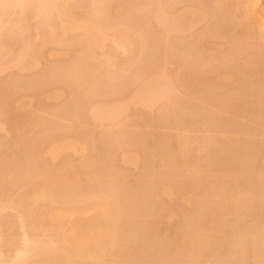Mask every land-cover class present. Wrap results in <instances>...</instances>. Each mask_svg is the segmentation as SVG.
<instances>
[{
  "label": "rangeland",
  "instance_id": "1",
  "mask_svg": "<svg viewBox=\"0 0 264 264\" xmlns=\"http://www.w3.org/2000/svg\"><path fill=\"white\" fill-rule=\"evenodd\" d=\"M59 1L60 2H58V4L61 2L63 3V4L61 3L62 5L60 4V6H63V7L66 6L64 9V11L65 10L66 11L64 13H66L65 14L66 16H67V14H69L67 16L69 19L66 18V16H63L61 18H55L57 20V22L55 20H51V19L46 21V22L49 23L52 21V23H53V21H54L56 23H53V25L58 24L54 28H59V29L61 28L62 29V32H61L59 37L64 38L63 39L64 41H65V39L68 40V42H64L62 40L61 41L59 40L60 42H62V44L64 42L63 45L59 41H58L59 42L58 43L56 40H54L56 43V45H55V43H53L51 41L52 39L50 40L49 38L43 37L44 41L47 42V43H45L42 40V36L44 35L43 34L44 29L43 28H45V23H43L44 20L42 21V19H40V18H33V17L31 18V16H30V18H28L27 16H24V17L22 16L23 18L19 17L22 14L19 6H17L19 8L14 7L11 10L6 11V14H8V15H7V17H5V19H6L5 21L6 22L8 21L9 23L5 22L3 26L6 25L5 26L6 28L9 26H12V25H14V23H11V22L17 23L18 22L17 19L21 18V20L23 21V23H22V21H20V19H19V21L21 22L20 24L22 26V27L19 26V30H21V31H19L18 28L16 30V29H14V27H11V29L12 28L14 29V32L16 30L17 32H19V33L21 32V33L20 34L14 33L10 29V27L7 28V31H9V32H7L5 29L4 30L1 29L3 26L0 25V32L2 33V34L0 33V36H1L0 37V39H1L0 40V43H1L0 44V53H2V54H0V204H1L0 205V227H1L0 228V230H1L0 231L1 232L0 237L3 236V238H0L2 240V241H0V245H1L0 246V255H2V253L4 254V256L2 255L0 257L2 258L4 264L5 263L9 264V262L11 263V259L13 258V256H15L14 253L16 250L21 251L24 249L23 240H22L24 230L22 232V230L20 229L22 227V223H21L22 218L20 217L19 212H15V211H19V209H16L15 205L11 206V204L13 203L12 201H14V204H15L16 200L20 201V199L23 197L22 200L24 202H31L33 200V198L31 196L36 193L35 190H37L38 187L40 186L37 191H39L41 189V191L44 190V192H45L47 190V192H48L50 189L48 190V189H42V188H44L46 186L45 185L46 183H48V182L52 183V181L55 184L58 183L57 186L60 185V187H62L63 190H65V183L68 182V180L65 182V178L67 179V175H68V178H70V177L73 178V179H69L70 182H68V183H69V185L71 183H72L71 185H73L75 183L74 184L75 186L74 185L73 186L76 187L74 189L77 190V193L79 196V197H77L78 199H76V200H79V202L81 201V198H82V201H83V199L85 200L86 199L85 197H87L86 194L88 195V193H90V191L92 193V194L90 193V195H95L94 193H97V192L102 191V190L105 191V188L109 187V184L110 185H113V184L117 185L118 188L117 187L116 188L119 190L122 189L120 191H118L116 189L119 196L121 195L122 192H125V194H127V192H128L129 194H127L126 199L130 200L127 202H130L132 205H134V202H136L135 200H138L137 204L135 203V205H134V207L138 205L135 210H133L134 207H132V208L129 207L130 205L126 203V199L123 200V201H125L126 204L123 201H121L122 202L121 204H123V205L125 204L124 209L121 212H124V210L127 209V207H129L133 211L130 213L131 216H128V215H130L129 212L131 211L128 208L127 209V210H129L128 214H127L126 210H125L126 212H124L125 215L127 214L126 215L127 217H125L126 219L123 220V218H124L123 216L119 219L118 225L121 224V221L123 223L121 224V227L117 225L116 232H115L117 237H120V238H118V239H120V242L117 241V244L115 245L117 251H113V249H115V247L111 248L110 250H112V251H107L108 253L106 252L107 255H105L106 257L108 256V258H106V259L104 258L105 261H104V259H102V261H98L97 264H99V263L100 264H134V263L135 264H139V263L140 264H157L158 263L157 261H159L158 264H161V263H163V264H170V263L171 264H181V263L182 264H189V263H191V261L193 262V260H192L193 258L194 259L198 258L199 261L201 260L200 261L201 264H205V263L206 264H212L211 263L212 261L215 262V264H221V262H222V264L223 263L229 264L228 261L230 259L232 260V261L230 260L231 263H233V260H234V262L235 261L236 262H239V261L243 262V260H244L243 264H264V260H263L264 258H262V257H264V250H263L264 249V242L259 244V242L256 241L257 240L256 237H258V234L260 233V232L258 233V230L256 231V229L258 228L257 226L260 227L261 232H264L263 231L264 221H262V220H264V215H263L264 214L263 213L264 202L261 201V200L264 201V198L261 199L264 196V189L261 190L263 192V194L261 193V194H257V196L255 195L257 192H259V190L261 188H263L262 184H264L263 183L264 180L262 181V183H260L261 180L264 179V169H261L262 167L264 168V163L262 166H259L262 164V162H264V156H263V154H264V106H263L264 100L262 101V99H264V98H259V97H263L262 95H264V75H263L264 71H263L262 66H260V65H262V63H259L256 59L257 54H258L257 53L258 49L256 48L257 45L255 44V39H254L253 35L248 36V35H250L249 34L250 31L247 28H245V26H247L246 25L247 22L245 23V25L240 24V25H242V28H241V26L237 25V24H239L237 22L232 23V21H231L232 24L229 23L230 22L229 18H228L230 16L229 15L230 14L229 7H230V4L233 3V0H227V2L224 1L225 2L224 6L221 7V9L224 12L222 10H220V12L223 14L216 11L217 16H216V14H214L211 17L212 21H210L208 19L204 20L202 22H199L198 24L196 23L193 26H191L192 29L190 27L189 29H187L188 31H186V33L184 32L181 35L172 33V34H169V37L163 33L162 27L156 21L155 17H153V14H154L153 11L156 9V7L161 8L162 10H165V11L167 10L166 11L167 13L175 15L178 11L183 9V7H188V5L191 7L193 2H194L193 5L198 4L199 6L202 5L204 7L206 6L205 8H208V7L210 8V6L213 3L212 1H214V0H209V1L208 0H199V1L198 0H171L172 2L171 1L169 2V0H167L171 4L170 7L168 6L169 4H165L167 2L166 0H164L165 2L162 0H159L160 2L163 3V4L161 3L162 6H160V7H159L160 2L158 3V0H147V1L144 0V2L152 4V5L148 4L149 5L148 7L151 6L150 9L155 8V9L151 10L152 12L149 13L148 17H146V15H147L146 10L143 9L144 10L143 11L141 9V8H144L145 5L143 7H141V3L143 1H140V0H131V1L130 0H123V1L122 0H104L105 2H103V3L101 0H98L100 3V4H98V6L100 5L99 7L98 6L94 7V6H92V4L89 5L92 2L91 0L90 1L89 0H66V2H68V5H67V3H66V5L64 4L65 0H62V1L59 0ZM88 1H89V3H88ZM136 1H137V3H136ZM196 1H198V3H196ZM86 2H87V5H86ZM199 2H200V4H199ZM154 3H155V6H154ZM80 4H81V6H80ZM117 4H119V5H117ZM130 4H131V6H130ZM139 4H140V7L138 6L139 10H142V12L144 13L143 15H145V17L147 19L144 18V16H142V13L139 16V14H137V15L134 14V13H136L134 10H133L134 13L130 12L132 9H135V7ZM156 4H158V5L156 6ZM208 4H209V6H208ZM225 4H227V5L225 6ZM102 5H103V8H102ZM122 6H124V7H122ZM133 6H135V7H133ZM29 7L30 6L27 7L28 10L30 9ZM67 7H69V8H67ZM116 7H118V8H116ZM127 7H129V9ZM166 7H167V9H166ZM90 8H92L91 9L92 11L94 8H97V10L101 9L100 11H102V9H103L102 13H103V15L106 14L105 15L106 17L105 18L103 17L104 19L101 18L102 19L101 21L106 20V22L104 21L106 23L105 25H107L110 22L109 26L110 25L112 26V24H114L115 27H118V24L122 25L123 24L122 22L125 21L124 24L126 23V25L123 24V26H127V23H129L128 17H130L129 18L130 24L131 23L134 24L136 21L134 18H136V19L138 18L137 23H139L141 25L140 27H142L143 25L148 26V28L151 27L150 28L152 30V31H150L151 35L149 33L150 29L149 30L147 29L148 33L150 35L149 36V38H150V44L149 45H151V48L149 46V50H150L151 54H150V52L147 51L145 58L142 60L143 61L142 64L139 65L138 74L136 75L135 78L125 77V79L126 78L127 79L126 80H124V79L120 80L118 82L119 84L118 83L116 84L117 87L116 86L112 87V88H114L113 92H112L113 89L111 87H110V90H109V87H108V89L106 88V90H107L106 91L105 87H104L106 85L105 80L103 78H101L100 76H98V73L102 72L103 69L105 70L106 68H109V67H107L106 64L102 65L101 63H99V61L102 60V62H107L108 65H109V62H114V63L116 62L117 65L115 64L116 65L115 69L120 66L119 68L116 69L117 71H115V72H118V71L123 70L124 68H127L126 64L133 62L134 59H132L131 57L134 58V56L132 54L124 53L123 50H121V48L118 47L114 43V41L116 39L115 37H117V34H118V36L121 35V37H123L125 40L127 39V41H128L129 37L126 34H128L129 32L127 33L126 27L124 29V27L121 26L123 28V31L122 30L120 31V33H123L124 30L126 31L125 37H124V33L120 34V33H117V31L115 33L113 31H112V33H109V32H111L113 26H112V28H110L111 30L109 32H107L108 34L105 32L106 28H104L105 31L103 30L104 32H102V33H103V35L105 33L106 36L102 35L100 45L96 48L93 47V49H92V50L95 49V51H93V55L95 56L94 61L96 63H98L97 66H93V74L92 75L95 76V73H96L97 76H95V79H94V81H92V83L93 84L95 83V85L99 87L97 90L98 94H96V96L91 98L90 100L83 101L81 103L82 99L79 96L80 94L78 93V91L76 93L77 89H72L73 88L72 86L62 84V82L50 80L47 77H48V71L49 70H55L58 68L57 64H59V66L61 65L64 68H66V66H67V64H69V62L71 64L74 62L76 63L78 60L77 58L81 57V54H80L82 51L81 45L75 46V44H77V43L73 44L72 40L70 41L69 39H74L75 42H78L79 41L78 39L81 38V43L85 42L84 39L85 40L86 39L91 40V39H88L90 37H86V36H89V35H87V33L91 29V21H89V20H92V17H91V19H88L90 17V11H91V10H89ZM138 8L136 7L137 10L135 9L137 12L139 11ZM224 8H226V9H224ZM19 9H20V11H19ZM67 9H69V13L67 12L68 11ZM85 9H87V11ZM117 9L119 10V12ZM88 10H89V16H88ZM116 10H117V12L115 13L114 11H116ZM149 10H147V11H149ZM12 11H13V13H12ZM225 11H227L226 13L228 15L225 13ZM145 12H146V14H145ZM173 12H175V13H173ZM122 13H124V14L122 15ZM128 13H130V15ZM139 13H140V11H139ZM151 13H152V15H151ZM218 13L221 14V17H220V14L218 15ZM224 14H225V16H224ZM17 15H18V18H17ZM124 15H125V17H124ZM8 17H9V19H8ZM86 17L88 20L86 19ZM116 17H117V19H116ZM139 17L143 20L145 19L148 23L146 21H144L145 23H143ZM106 18H109V19H106ZM52 19H54V18H52ZM148 19L149 20L151 19L150 20L151 22L148 21ZM216 19L218 22L216 21ZM113 20H115V21H113ZM121 20H123V21H121ZM131 20H132V22H131ZM70 21L73 23H71ZM87 21H89L90 24L87 25V23H86ZM107 21H109V22H107ZM117 21H118V23H116ZM214 21H216V23L218 25H220L221 22L224 23L223 25L222 24L220 25V27H222L220 29V31H221L220 34L221 33H222V35L224 34L223 36L222 35L217 36V35H219L218 34L219 33L218 32L219 26L216 25ZM227 21H229V22H227ZM10 23L12 25H10ZM130 24L128 26H130ZM50 25H51V23H50ZM53 25H51V26H53ZM59 25H61V26L59 27ZM109 26L107 27V30H109L108 29ZM211 27H212V29L214 28V30H213L214 32L216 30H217V32L214 33L212 31ZM118 28H120V27H118ZM208 28H209V30L211 29V32H213V35H216V36H213L214 38L211 37L212 35L211 36L209 35L211 32L206 34L209 31ZM115 29H114V31H115ZM143 29L145 30L146 27H144ZM10 30H11V33H10ZM22 30H23V32H22ZM116 30H118V32H119V29H116ZM247 30L249 31L248 33H247ZM2 31H5V34H4L5 36H3L4 32H2ZM65 32H68V33L66 34ZM6 33H8V34H6ZM13 33L15 34V37H14ZM197 33L199 36H200V34L201 35L205 34V36L203 37V39L201 37L198 38ZM243 33H246V34H243ZM7 35L10 37H8ZM67 35H69V36H67ZM81 35H84L85 37L81 36ZM208 35L210 37H208ZM245 35L248 36L247 38H248V41H251L250 43L247 41H244L246 38ZM12 37H14V38H12ZM223 37L224 38L226 37V38L224 39ZM239 37H240V39H239ZM2 38H3V40H2ZM46 39H49V40H46ZM82 39H83V41H82ZM177 39H179V40H177ZM234 39H235V42L233 41ZM252 39H254V41ZM39 40H41V41H39ZM186 40H187V42H186ZM25 41H27V42L25 43ZM69 41L73 45H71L69 43ZM41 42L43 43L42 44L43 47L41 46V49H38V48H40L39 43H41ZM229 42H230V44H229ZM236 42H238L237 46H236ZM241 42L247 43L249 47L248 48H247V46L245 47L246 53H244L245 51L243 52V54H245V55L242 54L239 58L240 60L239 59L235 60L234 55H235L236 51L238 50L236 48H239V47H241V45H243V44H241ZM57 43L60 45H58ZM67 43L70 44V46ZM190 43H191V45L193 43L194 44L192 46H190ZM196 43H197V45H195ZM34 44H35V46H34ZM78 44H80V43H78ZM181 44H182V46H180ZM249 44H252V45H249ZM5 45H6V47H5ZM185 46H187V47H185ZM250 46H252V47H250ZM28 47L33 49V51L31 52V55H30L32 57L29 56V58H27L26 60L24 59L22 61H19L18 60L19 53L21 52L22 49L28 48ZM180 47H181V49H179ZM183 47H185L186 49L185 48L182 49ZM190 47L191 48L195 47V49H193V48L191 49ZM197 48L199 49V51ZM36 49H37V51H36ZM151 49H153V50L151 51ZM175 50H176V52H175ZM181 50H182V53H180ZM231 50H232L234 55L231 53ZM185 51H187V52L184 53ZM191 51H193V52H191ZM195 51H198V52H196V55H195ZM201 51H202V54H201ZM35 52H37V53H35ZM188 52H190V53H188ZM229 52L231 53V55L233 57V58L231 57L232 59H230L231 55ZM251 52H253V54ZM103 53H105V54H103ZM97 54H99L100 56ZM111 54H112V56H111ZM182 54H185L184 56L185 57L187 56L189 61H187L188 59L186 60V58H183ZM189 54H190V58H189ZM101 55H103V56H101ZM105 55L107 57H105ZM148 55H149V57H148ZM176 55H177V57H176ZM180 55H181V58L185 59L186 61L183 60V62H182L181 58H179ZM201 55L204 57H202ZM210 55H211V57H210ZM219 55H223V56H219ZM171 56L173 59L171 58ZM243 56H245V57L243 58ZM252 56H253L254 60L253 59L250 60V58H252ZM174 57H176V59ZM192 57H193V60L199 59V60H196L197 64L200 63V65H199L200 67L199 66L198 67L200 70L204 69L203 71L201 70L199 72H203V73L205 72V75L203 73H199L198 70L196 72H198L199 74L197 73L195 75V69L192 68L194 66H192V67L188 66V65H191L193 63ZM214 57H215V59L217 57V59H221V60H216L217 65L215 67H213L214 69H211L210 67H208V69H206V67L208 66L207 63H209V61L211 59H213ZM254 57H256V58H254ZM178 58L180 59L181 62L179 61ZM202 58H203V60L204 59L206 60V58H207V60L209 59V61L208 62L203 61ZM190 60L192 63H190ZM223 60L224 61L228 60L227 62H230V61H233V62L231 64L228 63L227 65H225L226 61L224 64H222ZM246 60L249 62V64L247 63ZM28 61H33V62H31L32 65H30L31 63ZM200 61H202L203 64ZM255 61L258 62V63L256 62V65L260 64L257 66V68L254 65ZM27 62L29 63V65ZM188 62H189V64H188ZM205 62H206V67L203 68L202 66L205 64ZM218 62H221L222 66L219 65ZM252 62H253V64H252ZM7 64H8V66H7ZM71 64H69V65H71ZM185 64H188V65L185 66ZM197 64H195L196 65L195 68L198 69ZM234 64L235 65L238 64V65L235 66ZM193 65H194V63H193ZM251 65H253V66H251ZM71 66H73V64ZM63 67H61V68H63ZM94 67H95V69H94ZM216 67H218V68H216ZM113 69L114 68H112L111 71H113ZM209 69H211V70H209ZM97 71H98V73H97ZM258 71L261 73L258 74L259 73ZM153 72H154V74L160 73L163 76L164 75L166 76L168 74H169V76L171 75L170 76V77H172L171 85L174 88V91L169 92V90L167 89L165 92H163V94H165V97L162 98V100L159 98H150L148 100V102H149L148 104L150 106H144V104H135V106H134L131 103L128 105L127 109L120 110V114H119V116L115 122L110 121L108 117L112 114L114 109H116L118 106L122 105V103L123 104L128 103L131 94H133L134 92H141L143 90V88H142L143 83H145V81L148 80V79H146V76H147V78L151 77L152 75H154ZM210 72L211 73L214 72L215 75H214V73L211 74ZM200 74H201V76H200ZM216 74H218V76L220 75L221 80L218 79L219 77H217ZM221 75H223V76H221ZM229 75H231L229 78L225 77V76H229ZM195 76H196V78L199 77V78H197V79H199V81L196 80V82L194 83L193 80H195ZM214 76H216L217 78H215ZM223 77L225 79L224 81H222ZM89 78H90L89 81L93 80L92 79L93 77L89 76ZM131 79H133V80H131ZM124 81H125V83H122ZM35 82H37V83H35ZM99 83H100V85H99ZM213 83H214V85H213ZM103 88H104V90H102ZM256 88H258V89H256ZM104 91L106 92V95H105ZM259 91H261V93L263 92L262 95ZM207 96L208 97L215 96V98L213 97L211 99V98H208ZM78 97L81 100H79ZM253 97L254 98L256 97V99H258V100H261V102L260 101L259 102L262 103L261 104L262 109H261L260 103L256 102V99H254ZM216 98H217V100H216ZM207 99H210V100L208 101ZM123 100H124V102H123ZM125 100H127L128 102ZM204 100H207L208 102L207 101L205 102ZM216 101H219V106L216 105V104H218V102H216ZM250 101H252V102H250ZM107 102L109 103L108 105H106ZM208 103H210V104H208ZM177 104H178V108H177ZM164 105H165V107H164ZM103 106H106V107L108 106V107L105 108ZM211 106H216V108L219 109L220 111L217 110L216 108L213 109V107H211ZM80 107L82 109H80ZM191 107H192V109H191ZM210 108H211V110H210ZM221 108L223 109L222 111H221ZM162 109L164 111H162ZM177 110H178V112H177ZM196 111L197 112L200 111V113L199 112L197 113ZM209 111H210V113H209ZM212 111H214V112H212ZM102 113H103V115H102ZM167 113H169V114L166 115ZM201 113L202 114L204 113V114L202 115ZM208 113H209V116L207 115ZM73 115H75V116H73ZM101 115H102V117H101ZM188 115H190V116H188ZM205 115H206V117L202 118V116H205ZM212 115L214 116V118H212ZM75 117H77V118H75ZM179 117L181 119H179ZM193 117H195V118L197 117V119L200 120V124H201L202 119L205 120V121L202 120V122H204V124L206 122L205 127H207V128H202L203 123L201 125H196L198 120L193 118ZM200 118H202V119H200ZM208 118L209 119L212 118V122H209ZM177 119H179V121ZM262 119H263V121H262ZM189 120H190V122H188ZM257 120H259L258 126H257V124H258ZM177 121L178 122L182 121L183 124H181V125H183V126L185 123H187L189 125V129H187V124H185L186 128L183 126L182 127L180 126L181 129H179L178 127H179L180 123L178 124ZM207 121L209 124L207 123ZM192 123H194V126ZM255 123H257V124H255ZM198 124H199V121H198ZM204 124H203V126H204ZM208 125L209 126L212 125V127L210 126V128H209ZM190 126H193V127H190ZM195 126H197V127L194 128ZM200 127H201V129H200ZM238 127L241 130H239ZM243 129H246V132L244 134H247V135H244V136L242 134L240 135V132L243 133V131H244ZM108 130H110V131H108ZM250 130H252L251 131L252 134H250ZM197 131H199V133ZM200 131H201V133H200ZM238 131H240V132L238 133ZM108 132H111L112 134H114V136H112V134L110 133L111 134L110 138L113 137V140H111V139L109 140V138L107 137V136H110V134H108ZM236 132H237V134H236ZM248 134H249L250 138L248 137ZM126 135H127V137H125ZM255 135H257V136H255ZM115 136H116V138H115ZM181 136L183 138L186 137L187 139L190 138L189 140H191V141H192V139L196 140V138H198L200 140L205 138L203 140H206V138L209 137L207 139L212 138L211 141L213 144L210 142V145H212L211 147H210V145H206L207 148H205V147H203L204 146L203 145L202 146L203 148H197V146H198L196 144L197 141L196 142L193 141L191 144L192 145H193V143H195V144L193 145L192 148H189L191 150H187V152H186V153H189V155L187 154L188 155L187 156L186 153L185 154L182 153V155H183V157H182L180 148L177 145V138H176V137L182 138ZM201 136H202V138H201ZM242 138L243 139L249 138V140L247 139L248 142H246L247 140L246 139L242 140ZM122 139L123 140L125 139V140L123 141ZM235 139L238 141H236ZM203 140H201L202 143L204 142ZM74 141H77V142H74ZM241 141L243 144L242 149L240 147ZM101 142H102V144H101ZM163 142H164V144H163ZM201 142L200 141L198 142V143H200L199 144L200 146H201ZM214 142L215 143L217 142V143L214 144ZM229 142H231V143L229 144ZM55 143L56 144L61 143L62 145L76 144L77 143V148H75L74 150H71L69 148H64V150L62 151V155H59L60 157L57 156L58 158L57 157L53 158V157H51L50 152L52 151L53 145ZM103 143H104V145H103ZM110 143L112 146L110 145ZM117 143H119L121 145H119ZM78 144H80V145H78ZM105 145H106V147H105ZM144 145H145V147H144ZM26 146L29 149H27ZM97 146H99V147H97ZM244 146L246 147L245 149H243ZM103 147H105L107 149V151H105L106 149H103ZM112 147H113L112 151L114 153H112L110 150V149H112ZM190 147H191V145H190ZM177 148H179V149L176 150ZM239 148L241 149V151L239 150ZM200 149H201V151H200ZM217 149H220V150L218 151ZM234 149H235V151H234ZM114 150L116 151V153ZM248 150H249V152H248ZM179 151H180V153H179ZM215 151L218 153H216ZM107 152H109L110 155H107L108 154ZM239 152L244 154V155H240ZM173 153H174V155H173ZM249 153H252V154H249ZM245 154H248V155H245ZM138 155H139V158H138ZM108 156H111V157H108ZM166 156H167V158H166ZM241 156L244 158H242ZM247 156H249V158ZM125 158H128V159L134 158L135 163L125 162ZM168 158H169V160H168ZM28 159L29 160L31 159V160L29 161ZM118 159H120V160H118ZM108 160H109V162H108ZM36 162H37V164H36ZM83 162H86V163H83ZM89 162H92V163H89ZM167 162H168V164H167ZM172 162L173 163L175 162V163L173 164ZM16 163L17 164L19 163L18 165H20V166L23 165L24 167L22 166L21 168L25 169V170H26V167L28 166L29 167V168H27V170H29L28 173H30V170L35 171L34 169H36V168L38 171L40 170L39 172H41V171H44V172L39 173L40 175H37V176H35L37 174L36 173L37 171L34 174H33V172H31L30 174H27V177H25V179L22 181V183H24V182L25 183L24 184L19 183L18 186L21 185V187L19 186V188H18V186H15L14 188L17 191H15L13 188L10 187L11 188L10 192H12V189L14 190V192L9 194V192H8L9 186L7 187V185L10 183L11 178L14 179V174L12 173V171H13V169L16 170L17 168H20ZM26 163H28V165ZM29 163L30 164L32 163L33 165L32 164L30 165ZM89 164H90V167L87 166ZM169 164H170V166H169ZM15 165H17L16 166L17 168L15 167ZM186 166H187V168H186ZM4 167H6V168H4ZM41 167H43V168H41ZM87 167L89 170H87ZM91 167H92V169H91ZM109 168H111V170H109ZM5 169H7V170L4 171ZM9 169H11V172H9L10 171ZM100 169H103L104 172H103V170H100ZM260 169H261V171H260ZM106 170H108L110 172H108ZM226 171H228V172H226ZM86 172H87V174H86ZM90 172H91V174L92 173L95 174V172H96L95 177H97V178H96L95 182L94 181L92 182L91 174L88 175V173H90ZM9 173L13 174V175L11 174V176H12V177L10 176L11 178L7 177L9 175ZM44 173H45V175H44ZM70 173H71V176L69 175ZM65 174H66V176H65ZM32 175H34V176H32ZM260 175H262V176H260ZM30 176H32L33 178H31ZM49 176H50V178H49ZM258 176H259L260 181H258V179H257ZM36 177H38V178H36ZM119 177H120V179H119ZM261 177H263V178L261 179ZM5 178H7V179H5ZM46 178L47 179L49 178L50 181H49V179L47 180ZM98 178H99V181H98ZM248 178H250V180H248ZM31 179L32 180L34 179V180L32 181ZM102 179H104V180H102ZM157 179H158V181H157ZM245 179L248 181H245ZM253 179L255 182L258 181L259 184L256 182L255 183L256 185H254V183H252L253 186L252 185L249 186L251 184V182H254ZM25 180H27V182ZM161 180H162V182H161ZM101 181H103V182H101ZM105 181L108 183L107 187L105 186V184H107ZM141 181H142V183H141ZM194 181H196V182H194ZM214 181H216V182H214ZM217 181H219V182H217ZM4 182L5 183L9 182L7 185L5 184L6 185L5 187H6V189L8 188V190H6L4 188ZM44 182H45V184H44ZM152 182H155V183H152ZM68 183H66V188H68V190H70L71 186L69 187V185H67ZM95 183H97L99 186H97V184H95ZM102 183H104L103 186L101 185ZM148 183H150L149 186H147ZM165 183H168V184H165ZM244 183L247 184L248 186L245 185ZM93 184H95L96 186ZM213 184H217V185L219 184L220 188L222 186L223 187L226 186V187H224V189H226V190L225 191H223L222 189L220 190V188H217L218 187L217 185L213 186ZM241 184L243 187H241ZM122 185H123V188H122ZM168 185L171 187V194L163 197L160 192H161V190H163L164 186H168ZM220 185H222V186H220ZM244 185L246 188L245 190H243ZM188 186H189V188L187 191ZM233 186L235 187V189L233 188ZM238 186H239V188H238ZM47 187H48V185H47ZM209 187L211 190H209ZM212 187H214L215 189L217 188V190L218 189L219 190L218 191L212 190L213 189ZM231 187L234 190H232ZM240 187L243 189H240ZM248 187H250V188L255 187L256 190L252 189V188H251L252 190H250V189H248V190H250L252 192H253V190L257 191V192H255V194L253 193L255 195V196H253V198L255 197L256 200L252 198V200L249 199L248 202H244L243 200L238 198L241 202L242 201L244 202V204H242L244 206H245V203L247 206V204L250 203L249 201H251V203H250L251 206L248 205L249 207H247V209H246V206L244 207L245 209L242 208L243 206H241V208H240V204H241L240 201H238V202H237V200L235 201L232 198L233 197L232 193H231V195H232L231 197H230L229 193L224 195V193H227L229 188L231 189L229 191H231V192L234 191L236 194V193H242L243 191L245 193L246 191H248L247 190ZM257 187H260V189ZM62 188H60V189L62 190ZM124 188L125 189L127 188V192H126V190L124 191ZM183 188H185V190ZM236 188L239 190H237ZM150 189H152V190H150ZM173 189H174V191H173ZM257 189H259V190H257ZM85 190H87V191H85ZM93 190H95V191H93ZM148 190H150V192H146ZM84 191H85V193H84ZM210 191L211 192L217 191V192H215L216 193L215 196H217L216 199L217 198L219 199V200L217 199L218 201L221 200L220 201L221 206H219V202L217 200H215V198L212 200L209 198L210 196L207 194V192L211 194ZM237 191H239V192H237ZM6 192H7V195L9 194L8 196L6 195ZM51 192H52V190L49 191V193H51ZM81 192H83V194ZM219 192H221V194H219ZM53 194H55V192ZM58 194L60 195L61 193H58ZM84 194H85V197L83 196ZM141 194H142V196H140ZM147 194H148V196H147ZM179 194H180V196H177ZM206 194H207V196H206ZM130 195H131V197H130ZM143 195L145 197H147L148 200H146V198H144ZM212 195H213V193H212ZM259 195H261V196L259 197L260 199L258 200V198H256V197H258ZM27 196L28 197L30 196V198H28ZM60 196H59L58 201H60ZM128 196L130 198H132V200L134 202L131 199H129ZM149 196L150 197L153 196L155 198L152 197L150 199ZM223 196H225V198ZM8 197L10 198V201L12 203L10 202L11 204H8L7 206L10 205L12 207V209H11V207H6V209L3 210L5 205L7 204L8 200H9ZM26 197H27V199H26ZM121 197H119V199H121ZM182 197H186L185 199H187V201L184 198L181 200ZM198 197H200V198H198ZM227 197H228V199H226ZM57 198L58 197H56V199ZM141 198H143V199H141ZM189 199H190V201L188 202ZM224 199H226L227 202L229 201V204H227V203L223 204L222 200H224ZM230 199H232V200H230ZM22 200L20 202L19 201L18 202L16 201V202L21 203V202H23ZM195 200H197V202ZM206 200L208 203L205 202ZM43 201H44V198H43V200H40V202H39L40 204L38 203L39 206H42L41 204L46 202V200L44 202ZM198 201H200V202H198ZM230 201H231V203H230ZM233 201H235V203H236V205H233V206L236 208L239 207L242 210H240L239 208H237V210H236V208L234 209V207L232 206ZM254 201H258V202L255 204ZM41 202H43V203H41ZM213 202H215V203H213ZM216 202H218V203H216ZM2 203L3 204L6 203V204L3 205ZM17 203H16V205L20 206V204H17ZM202 203H204V204H202ZM206 203L207 204L210 203L211 205H207ZM235 203H233V204H235ZM253 204H255L256 207H254ZM33 205L35 206V204H33ZM46 205L47 204H45V206ZM50 205H53V204L51 203ZM126 205H129V206L125 207ZM213 205L215 207V210H214V208H212ZM34 206H32V207H34ZM39 206L37 208H40ZM57 206H58V203H57ZM259 206H260V209H259ZM53 207H55V204ZM199 207H202V209ZM44 208H46V207H43L42 209H44ZM149 208H151V209H149ZM31 209H32L31 214L37 215L36 214V213H38V211H36L37 209L35 207H34V210H33V208H31ZM138 209H140V210H138ZM255 209L257 211H255ZM136 210H138L139 212H137ZM144 210H146V212ZM199 210H201V211L199 212ZM207 210H208V212H207ZM211 210H213V211H211ZM220 211H222V212H220ZM236 211H242V212H236ZM245 211L247 214L245 213ZM260 211H262V212H260ZM214 212H216V213H214ZM249 212H252V213L248 214ZM124 213H122V214H124ZM132 213L134 215H139V216L134 217V215ZM136 213H138V214H136ZM211 213L214 215H212ZM239 213L246 214V215L244 217H242L243 215L241 217L240 216L237 217L236 214L240 215ZM255 213H258V216L255 217V215H256ZM260 213L263 216L260 215ZM147 214H149V215H147ZM210 215H212L214 217H212ZM198 216L201 217V219ZM46 217H47V215H45L43 217L44 220H42V223L38 228V230H39V229H42L44 227L41 230V232L42 231L45 232L46 230L50 231V229L52 227L51 225H48V223H51L49 216L47 218ZM131 217H134V218H131ZM136 217H138V220L137 219L135 220ZM210 217L213 219V222H214L211 225H210V223H208ZM127 218H129V219H127ZM253 218H254V220H253ZM132 219L134 222H132ZM206 219H208L207 222L204 221ZM22 220L24 221V219H22ZM25 220L28 221V219H25ZM145 220H148V221H145ZM219 220H221V223ZM241 220L243 223L240 222ZM130 221H131V223H130ZM253 221H255L256 224L253 223ZM125 222L127 225L125 224ZM146 222H148V223L146 224ZM133 223L136 225H134ZM159 223H161V224H159ZM192 223H194L195 226ZM215 223L218 224L219 228L217 227V224H215ZM233 223H235V224H233ZM206 224H209L210 227H208L209 225H206ZM196 225H198V226H196ZM251 225H255V226H251ZM53 226L54 227H52V228L54 230L55 225H53ZM236 226L237 227L239 226V227L237 228ZM191 227H192V229H191ZM196 227H198L199 229ZM211 227H213V228H211ZM248 227L249 228L252 227L251 229L252 230L254 229V230L250 231L251 229H248ZM139 228H141V229L139 230ZM146 229H148V230H146ZM185 229H186V231H185ZM203 229L205 230V232ZM243 229H244V233L242 231ZM56 230L57 229H55L54 231H56ZM248 230H249V233L247 234ZM207 231H209V232H207ZM232 231L234 232V234ZM255 231H256V234H254ZM44 232L43 233L39 232L38 234H40V235L37 234L38 238L40 241L48 243V245H49V242L51 243V241H49L48 239H51V238L46 233L44 234ZM188 232H190V233H188ZM201 232H203L202 234L205 233L204 235H207V236L204 237V239H205L204 240L205 242H204L202 240V238H203V235H202V238L200 240H197V241H200L198 243V246H197V243H196L197 238L195 239V237H196L195 234H200ZM9 233H10V235H9ZM230 233L232 235H230ZM252 234H254L255 236H253ZM156 235H157V237H156ZM182 235L183 236L185 235V236L183 237ZM229 235L231 236V238ZM244 235H245V238H244ZM246 235L247 236L252 235V236H250V237L248 236L249 238L246 239ZM177 236H179V237H177ZM11 237H13V238L11 239ZM41 237H42V239H41ZM44 237H45L46 241L48 240L47 242L45 241ZM192 237H194V239H195V241H194L195 247L192 245L193 240H194L193 239L191 241ZM209 238H211V239H209ZM215 238L216 239L218 238L217 240L220 241V243ZM206 239L208 242L206 241ZM234 239H235V242H234ZM176 241H177V243H176ZM202 241L204 242V244ZM216 241L219 243L218 246H216V244H217ZM228 241L229 242L232 241V243H228ZM243 241H244V244L246 243V245L242 244ZM245 241H247L248 243ZM255 242H256V244H255ZM8 243H10V245H8ZM119 243H121V244H119ZM240 243H241V245L247 246V251H246L247 254L245 253L246 256L242 255L244 257H242L241 254L238 255L239 252H237L239 250L236 248V245L238 246V245H240ZM146 244H148V245H146ZM229 244H231L232 246H230ZM50 245H52V244H50ZM199 245H201L200 246V247H202L201 249L199 248ZM209 245H213L211 247L214 250H212L211 247L209 248ZM221 245H222V247H221ZM251 245L254 246V248ZM11 246H12V248H11ZM13 246L16 249H14ZM17 247H19L20 250H18L19 248H17ZM186 247H187V249H186ZM223 247H225V248H223ZM257 247L260 249H258ZM10 248H11V250H10ZM21 248H23V249H21ZM122 248H123V250H122ZM192 248H193V251H192ZM218 248H220V249L218 250ZM233 248H234V250H233ZM248 248L251 250L253 248V250L251 251ZM12 249H14V250H12ZM118 249L120 251L122 250L121 253L120 252L118 253ZM163 249L166 251H163ZM235 249H237V250H235ZM254 249H256L257 251L260 250L259 251L260 253H257V251ZM173 251H174V253H173ZM209 251H210V253H209ZM215 251H217V254L215 253ZM229 251L230 252L232 251V252L230 253ZM143 252H144V254H143ZM227 252H229V253H227ZM252 252H253V254H252ZM7 253H8V256H7ZM9 253H10V255H9ZM191 253H192L193 257H191ZM219 253L221 255H219ZM225 253H227V254H225ZM235 253H237V254H235ZM254 253H255V255H254ZM137 254H139V255H137ZM164 254H165V256H164ZM214 254L219 255V256L215 255L214 258H212ZM228 254H230V255L234 254L235 257H234V255H232V256L236 259H233V257L230 259L226 258V255H228ZM161 255L163 257V260H162ZM204 255H206V256H204ZM207 255H208V257H207ZM173 256L174 257L176 256V257L173 258ZM190 257H191V259H190ZM200 257H202V258H200ZM6 258H7V260H6ZM4 259H5V261H4ZM9 259H10V261H9ZM114 259H115V261H114ZM224 259H225V261L223 262ZM238 259H240V260L238 261ZM31 260L33 261L34 259H31ZM148 260H150V262ZM187 260H189V261H187ZM218 260L220 261V263ZM207 261H209V262H207ZM226 262H228V263H226ZM82 264H86V263H82Z\"/></svg>",
  "mask_w": 264,
  "mask_h": 264
},
{
  "label": "bare ground",
  "instance_id": "2",
  "mask_svg": "<svg viewBox=\"0 0 264 264\" xmlns=\"http://www.w3.org/2000/svg\"><path fill=\"white\" fill-rule=\"evenodd\" d=\"M62 1V0H61ZM90 1V0H89ZM89 1H88V3H89ZM92 2L89 4V5H91L92 4V6H94V7H96V6H98V4H100L99 3V1L98 0H91ZM102 1V3L103 2H105L104 0H101ZM123 1V0H122ZM131 1V0H130ZM140 1H143L142 3H141V7H143L144 5H145V7L144 8H141L142 10L144 9V10H146V12H147V15H146V17H148V15H149V13L150 12H152L151 10H153V9H155V8H153V9H150V7H148L149 5H152V4H150V3H147V2H144V0H140ZM145 1H147V0H145ZM162 1H164V0H162ZM167 1V0H166ZM171 0H169V2H170ZM199 1V0H198ZM198 1H196V3H198ZM209 1V0H208ZM227 2V0H214V1H212L213 3H212V5L210 6V8L208 7V8H205L204 6H199L198 4V6L195 4V5H193L194 4V2H193V4H192V6L190 7L189 5H188V7H183V9H181L180 11H178L175 15H173V14H169V13H167L165 10H162L161 8H158V7H156V9L153 11V17H155V19H156V21L160 24V26L162 27V30H163V33L166 35V36H168L169 37V34H172V33H175V34H178V35H181V34H183L184 32L186 33V31H188L187 29H189L191 26H193L194 24H198L199 22H202V21H204V20H210V21H212V19H211V17L214 15V14H216V16H217V13H216V11L217 12H220V10H222L221 9V7L222 6H224V3L225 2ZM58 2H60L59 0H0V25L1 26H3L4 25V23L6 22L5 20V17H7V15L8 14H6V11L8 10H11L12 8H16L17 6H19L20 7V9H21V15L19 16V17H24V16H27L28 18H30V16H31V18L33 17V18H40V19H42V21H43V23H45V28H43L44 30H43V36H42V40L44 41V39H43V37L45 38H49L53 43H55V41L54 40H56L57 42L60 40H62V41H64L63 39L64 38H60L59 36H60V34H61V32H62V29L60 30L59 28H54L56 25H58V24H54L53 25V23H56L57 22V20L55 19V18H61V17H63V16H66L65 14L66 13H64L65 11H64V9H65V7H63V6H60V4L62 3H59L58 4ZM79 2V1H78ZM82 2V1H81ZM125 2V1H124ZM155 2V1H154ZM160 1L158 0V3H159ZM165 2V1H164ZM168 1L165 3V4H169L168 6L170 7V3H169ZM172 2V1H171ZM178 2V1H177ZM184 2V1H183ZM189 2V1H188ZM66 3H67V5H68V2H66V0H65V5H66ZM136 3H137V1H136ZM139 3V2H138ZM162 2H160V5H159V7L160 6H162V4H161ZM174 3V2H173ZM191 3V2H190ZM229 3V2H228ZM231 3V2H230ZM63 4V3H62ZM61 4V5H62ZM129 4V3H128ZM149 4V5H148ZM185 4V3H184ZM199 4H200V2H199ZM86 5H87V2H86ZM109 5V4H108ZM117 5H119V4H117ZM147 5V6H146ZM158 4H156V6H157ZM227 4H225V6H226ZM28 6H30L29 8V10L27 9V7ZM80 6H81V4H80ZM84 6V5H83ZM100 6V5H99ZM98 6V7H99ZM128 6V5H127ZM130 6H131V4H130ZM136 6V5H135ZM135 6H133V7H135ZM138 6L140 7V4L139 5H137L136 7L138 8ZM154 6H155V3H154ZM165 6V5H164ZM180 6V5H179ZM208 6H209V4H208ZM19 7H17V8H19ZM70 7V6H69ZM69 7H67V8H69ZM91 7V6H90ZM114 7V6H113ZM122 7H124V6H122ZM121 7V8H122ZM136 7H135V9H136ZM172 7V6H171ZM71 8V7H70ZM101 8V7H100ZM102 8H103V5H102ZM105 8V7H104ZM116 8H118V7H116ZM115 8V9H116ZM128 9H129V7H127ZM148 8V9H147ZM227 8V7H226ZM226 8H224V9H226ZM20 9H19V11H20ZM92 8H90L89 10H91ZM135 9H130L131 11V13H134V11L136 12V13H134L135 15H137V14H139V16L141 15V13H142V16H144V18H146L145 17V15H143L144 13L142 12V10H139V8H138V10L140 11V13H139V11L137 12ZM150 9V10H149ZM165 9V8H164ZM166 9H167V7H166ZM172 9V8H171ZM170 9V10H171ZM68 11V13H69V9H67ZM86 11H87V9H85ZM89 10H88V16H89ZM101 9H98L97 10V8H94L93 9V11L91 12L90 11V17L88 18V19H91V17H92V20H89V21H91V29H90V31L87 33V35H89V36H86V37H90V38H88V39H91V40H85L84 38V41L85 42H83V43H81V38H79L78 40L80 41H78V42H75V40L74 39H69L70 41L72 40V43L73 44H75V43H77V44H75V46H77V45H81V47H82V51H81V57L80 58H77L78 60H77V62L74 64V63H72L73 64V66H71L72 64L69 62V64H71V65H69V64H67V66H66V68H64L63 66H61V67H63V68H61L60 66H59V64H57L58 66V68L57 69H55V70H49L48 71V77L47 78H49L50 80H53V81H58V82H62V84H66V85H68V86H72L73 88L72 89H77L76 90V93H77V91H78V93L80 94L79 96L81 97V99H79V97H78V99L79 100H81V103L83 102V101H87V100H90L91 98H93V97H95L96 96V94H98L97 93V90H98V86H96L95 85V83L93 84L92 83V81H94V79H95V76H97L96 75V73H95V76L94 75H92L93 74V66H97V64L98 63H96L95 61H94V55H93V51H95V49L94 50H92L93 49V47H98L99 45H100V41H101V36L103 35V33L102 32H104L105 30H104V28H106V33L107 32H109L111 29L110 28H112V26H113V28H112V30H111V32H109V33H112V31L115 33L116 31H117V33H120V31L122 30L123 31V28L121 27V26H123V24H124V22H122L123 24L122 25H119L118 24V27H120V28H118V27H115L114 26V24H112V26L110 25L109 26V21H107V22H109L107 25L109 26V30H107V25H105L106 23V20H103V21H101L102 19H104L106 16V14H104L103 15V9H102V11H100ZM118 10V9H117ZM117 10L116 11H114L115 13L117 12ZM134 10V11H133ZM143 10V11H144ZM147 10H149V11H147ZM85 11V12H86ZM105 11V10H104ZM176 11V10H175ZM223 11V10H222ZM228 11V10H227ZM227 11H225V13L227 12ZM84 12V13H85ZM118 12H119V10H118ZM129 12V11H128ZM146 12H145V14H146ZM224 12V11H223ZM229 12H230V16L228 17L229 18V21H227V22H229L230 24H232L233 22H237V23H239V24H237L238 26H241V28H242V25H245V23H246V25L247 26H245V28H247L249 31H250V35H248V36H252L253 35V37H254V39H255V44L257 45V49H258V51H257V58L256 57H254V58H256L257 59V61L259 62V63H262V65H260V64H258V65H260V66H262V68H263V71H264V0H233V3H231L230 4V7H229ZM12 13H13V11H12ZM28 13V14H27ZM125 13V12H124ZM124 13H122V15L124 14ZM173 13H175V12H173ZM221 13V12H220ZM220 13H218V15L220 14ZM6 14V15H5ZM10 14V13H9ZM17 14V13H16ZM25 14V15H24ZM27 14V15H26ZM129 15H130V13H128ZM221 14H223V13H221ZM221 14H220V17H221ZM227 14V13H226ZM11 15V14H10ZM29 15V16H28ZM69 14H67V16H68ZM110 15V14H109ZM151 15H152V13H151ZM228 15V14H227ZM66 16V18H68ZM87 16V17H88ZM141 16V17H142ZM215 16V17H216ZM224 16H225V14H224ZM22 17V18H23ZM70 17V16H69ZM87 17H86V19H87ZM104 17V18H103ZM110 17V16H109ZM124 17H125V15H124ZM127 17V16H126ZM136 17V16H135ZM151 17V16H150ZM149 17V18H150ZM223 17V16H222ZM17 18H18V15H17ZM52 18H54V19H52ZM65 18V17H64ZM102 18V19H101ZM130 17H128V20H129V23H127V26H123L124 27V29H125V27H126V30H127V33L128 34H126L128 37H129V39H128V41H127V39L125 40L123 37H121V35H119L118 36V34H117V37H115L116 39H115V41H114V43L118 46V47H120L121 48V50H123V52L124 53H127V54H132L133 56H134V58L133 57H131L132 59H134L133 60V62H130V63H128V64H126V66H127V68H124L123 70H121V71H118V72H115V71H117L116 69L117 68H119V67H117L116 69H115V66L117 65L116 64V62L114 63V62H109V65H108V63L107 62H102V60L101 61H99V63H101L102 65L104 64H106V66L107 67H109V68H106L105 70L103 69V71L102 72H100V73H98V71H97V73H98V76H100L101 78H103L104 80H105V83H106V85L104 86L105 87V90H106V88L108 89V87H109V90H110V87L112 88V87H114V86H116V84L120 81V80H126L125 79V77H131V78H135L136 77V75L138 74V69H139V65L140 64H142V60L145 58V55L147 54V51L148 52H150V50H149V46H150V48H151V45H149L150 44V38H149V36L151 35V33H150V31H152L150 28H148V26H142L143 28L144 27H146V29L144 30L142 27H140L141 25L139 24V23H137V19L136 18H134L136 21H135V23L134 24H130V19H129ZM140 18V17H139ZM214 18V17H213ZM8 19H9V17H8ZM20 19V21H22L21 20V18H19ZM19 19H17L18 20V22L16 23V22H11V23H14V25H12L11 23H10V25H12V26H9L10 27V29H11V27H14V29H16L17 30V28H18V30H19V26H21V22L19 21ZM25 19V18H24ZM55 20L56 22H54L53 21V23H52V21L51 22H49V23H47L46 21H48V20ZM69 19V18H68ZM87 19V20H88ZM106 19H109V18H106ZM116 19H117V17H116ZM119 19V18H118ZM122 19V18H121ZM147 19V18H146ZM222 19V18H221ZM226 19V18H225ZM16 20V19H15ZM14 20V21H15ZM120 20V19H119ZM140 20L143 22V23H145L144 21H146L145 19L143 20V19H141L140 18ZM151 20V19H150ZM149 19H148V21H150ZM11 21V20H10ZM60 21V20H59ZM82 21V20H81ZM89 21H87L86 23H87V25L88 24H90L89 23ZM105 21V22H104ZM111 21V20H110ZM113 21H115V20H113ZM121 21H123V20H121ZM216 21H217V19H216ZM216 21H214L215 22V24L216 25H218L217 23H216ZM231 21H232V23H231ZM8 22V21H7ZM6 22V23H7ZM63 22V21H62ZM71 22V21H70ZM131 22H132V20H131ZM134 22V21H133ZM147 22V21H146ZM151 22V21H150ZM218 22V21H217ZM226 22V23H227ZM9 23V22H8ZM16 23V24H15ZM22 23H23V21H22ZM50 23H51V25H53V26H51L50 25ZM68 23V22H67ZM71 23H73V22H71ZM70 23V24H71ZM81 23V22H80ZM85 23V22H84ZM85 23V24H86ZM113 23V22H112ZM116 23H118V21L116 22ZM121 23V22H120ZM148 23V22H147ZM146 23V24H147ZM210 23V22H209ZM212 23V22H211ZM25 24V23H24ZM29 24V23H28ZM60 24V23H59ZM130 24V26H128ZM213 24V23H212ZM220 24V23H219ZM221 24L223 25L224 23L223 22H221ZM220 24V25H221ZM240 24H242V25H240ZM42 25V24H41ZM86 25V26H87ZM117 25V24H116ZM124 25H126V23L124 24ZM215 25V26H216ZM220 25H218L219 26V35H217V36H220V35H222V33L220 34V29L222 28V27H220ZM228 25V24H227ZM6 26V25H5ZM5 26H3L1 29H5L6 31H7V28H9V27H5ZM40 26V25H39ZM61 25H59V27H60ZM71 26V25H70ZM75 26V25H74ZM209 26V25H208ZM212 26V25H211ZM214 26V27H215ZM233 26V25H232ZM237 26V27H238ZM22 27V26H21ZM80 27V26H79ZM116 29H119V32H118V30H116ZM210 27V26H209ZM213 27V26H212ZM212 27H211V29H212ZM25 28V27H24ZM42 28V27H41ZM216 28V27H215ZM234 28V27H233ZM236 28V27H235ZM244 28V27H243ZM244 28V29H245ZM14 29L12 28L11 30L14 32ZM59 29V30H58ZM88 29V28H87ZM114 29H115V31H114ZM149 30V33H150V35H149V33H148V30ZM191 29H192V27H191ZM190 29V30H191ZM211 29L209 30V28H208V32L206 33V34H208L209 32H211ZM218 29V28H217ZM11 30H10V33H11ZM15 30V32L14 33H19V32H17ZM104 30V31H103ZM214 30V28L212 29V31ZM247 30V33L249 32ZM19 31H21V30H19ZM41 31V30H40ZM39 31V32H40ZM245 31V30H244ZM2 32H4L3 33V36H5L4 34H5V31H2ZM7 32H9V31H7ZM22 32H23V30H22ZM125 30H124V37L126 36L125 35ZM214 32V31H213ZM213 32H211L209 35L212 37V38H214L213 36H216V35H213ZM215 32H217V30L215 31ZM214 32V33H215ZM224 32V31H223ZM1 33V32H0ZM9 33V34H10ZM13 33V34H14ZM21 33V32H20ZM19 33V34H20ZM66 34L68 33V32H65ZM123 33H120V34H123ZM242 33V32H241ZM2 34V33H1ZM6 34H8V33H6ZM23 34V33H22ZM65 34V35H66ZM108 34V33H107ZM217 34V33H216ZM240 34V33H239ZM238 34V35H239ZM243 34H246V33H243ZM18 35V34H17ZM162 35V34H161ZM197 35H198V33H197ZM208 35V37H210ZM224 35V34H223ZM222 35V36H223ZM230 35V34H229ZM8 36V35H7ZM6 36V37H7ZM19 36V35H18ZM21 36V35H20ZM67 36H69V35H67ZM81 36H84V35H81ZM103 36H106L105 35V33H104V35ZM156 36V35H155ZM205 36V34H200V36L198 35L197 37L199 38V37H201L202 39H203V37ZM231 36V35H230ZM234 36V35H233ZM246 36V35H245ZM248 36H246V38H245V40L244 41H247V42H251V41H248ZM1 37V36H0ZM8 37H10V36H8ZM14 37H15V34H14ZM14 37H12V38H14ZM85 37V36H84ZM242 37V36H241ZM252 37V38H253ZM21 38V37H20ZM224 38V37H223ZM226 38V37H225ZM224 38V39H225ZM243 38V37H242ZM250 38V37H249ZM49 39H46V40H49ZM83 39H82V41H83ZM156 39V38H155ZM239 39H240V37H239ZM254 39H252L253 41H254ZM1 40V39H0ZM2 40H3V38H2ZM177 40H179V39H177ZM199 40V39H198ZM11 41V40H10ZM39 41H41V40H39ZM59 41V42H60ZM69 41V43L71 44V45H73L71 42ZM77 41V40H76ZM126 41V42H125ZM152 41V40H151ZM193 41V40H192ZM231 41V40H230ZM234 42H235V39L233 40ZM27 41H25V43H26ZM45 42V41H44ZM49 42V41H48ZM58 42V43H59ZM64 42H68V40L67 39H65V41ZM64 42H63V44H64ZM153 42V41H152ZM155 42V41H154ZM180 42V41H179ZM186 42H187V40H186ZM196 42V41H195ZM199 42V41H198ZM243 42V41H242ZM241 42V44H243V45H241V47H239V48H236V49H238L237 51H236V53H235V55L233 54V52H232V50H231V53L234 55V58H235V60L236 59H239L240 58V56L243 54V52L244 53H246V50H245V47L247 46V48L249 47L248 46V44L247 43H242ZM8 43V42H7ZM11 43V42H10ZM24 43V44H25ZM45 43H47V42H45ZM50 43V42H49ZM57 43V44H58ZM61 44H62V42H60ZM78 43H80V44H78ZM237 43L238 42H236V46H237ZM1 44V43H0ZM38 44V43H37ZM40 45V48H38V49H41V46H42V42L41 43H39ZM62 44V45H63ZM68 44V43H67ZM70 44H68L69 46H70ZM152 44V43H151ZM177 44V43H176ZM194 44V43H193ZM192 44V45H193ZM229 44H230V42H229ZM235 44V43H234ZM253 44V43H252ZM252 44H249V45H252ZM30 45V44H29ZM55 45H56V43H55ZM58 45H60V44H58ZM184 45V44H183ZM189 45V44H188ZM187 45V46H188ZM191 45V43H190V46H192ZM195 45H197V43L195 44ZM255 45V46H256ZM20 46V45H19ZM26 46V45H25ZM34 46H35V44H34ZM38 46V47H39ZM67 46V45H66ZM177 46V45H176ZM180 46H182V44L180 45ZM187 46H185V47H187ZM199 46V45H198ZM212 46V45H211ZM240 46V45H239ZM254 46V47H255ZM2 47V46H1ZM5 47H6V45H5ZM43 47V46H42ZM80 47V46H79ZM80 47V48H81ZM185 47H183L182 49H184ZM189 47V46H188ZM197 47V46H196ZM250 47H252V46H250ZM176 48V47H175ZM191 48V47H190ZM189 48V49H190ZM193 49H195V47H192ZM191 48V49H192ZM246 48V49H247ZM4 49V48H3ZM6 49V48H5ZM22 49V48H21ZM32 48H24V49H22L21 50V52L19 53V55H18V60L19 61H22V60H26L27 58H29V56L31 55V52L33 51V49L31 50ZM177 49V48H176ZM179 49H181V47L179 48ZM186 49V48H185ZM188 49V50H189ZM190 49V50H191ZM198 49V48H197ZM252 49V48H251ZM2 50V49H1ZM153 49H151V51H152ZM171 50V49H170ZM178 50V49H177ZM248 50V49H247ZM256 50V49H255ZM9 51V50H8ZM36 51H37V49H36ZM43 51V50H42ZM99 51V50H98ZM173 51V50H172ZM198 51H199V49H198ZM198 51H195V55H196V52H198ZM216 51V50H215ZM230 51V50H229ZM17 52V51H16ZM97 52V51H96ZM122 52V53H123ZM175 52H176V50H175ZM187 51H185L184 53H186ZM191 52H193V51H191ZM220 52V51H219ZM35 53H37V52H35ZM79 53V52H78ZM99 53V52H98ZM154 53V52H153ZM180 53H182V50H181V52ZM188 53H190V52H188ZM205 53V52H204ZM215 53V52H214ZM223 53V52H222ZM230 53V52H229ZM231 53H230V55H231ZM248 53V52H247ZM252 54H253V52H251ZM0 54H2V53H0ZM39 54V53H38ZM96 54V53H95ZM103 54H105V53H103ZM150 54H151V52H150ZM193 54V53H192ZM199 54V53H198ZM201 54H202V51H201ZM213 54V53H212ZM250 54V53H249ZM97 55H99V54H97ZM185 54H182V56H183V58H186V60L188 59V57L186 56H184ZM187 55V54H186ZM243 55H245V54H243ZM41 56V55H40ZM100 56V55H99ZM101 56H103V55H101ZM111 56H112V54H111ZM202 56V55H201ZM218 56V55H217ZM219 56H223V55H219ZM250 56V55H249ZM30 57H32V56H30ZM39 57V56H38ZM97 57V56H96ZM105 57H107L106 55H105ZM148 57H149V55H148ZM176 57H177V55H176ZM176 57H174L175 59H176ZM200 57V56H199ZM202 57H204V56H202ZM210 57H211V55H210ZM213 57V56H212ZM232 57V55L230 56V59H232L231 58ZM245 56H243V58H244ZM130 58V57H129ZM171 58H172V56H171ZM179 58H181V55L179 56ZM178 58V59H179ZM189 58H190V54H189ZM208 58V57H207ZM207 58H206V60L204 59L203 60V58H202V60L203 61H206V62H208L209 61V59L207 60ZM222 58V57H221ZM227 58V57H226ZM109 59V58H108ZM113 59V58H112ZM115 59V58H114ZM117 59V58H116ZM173 59V58H172ZM201 59V58H200ZM211 59V58H210ZM253 59V56H252V58H250V60H252ZM33 60V59H32ZM99 60V59H98ZM119 60V59H118ZM181 60H182V62H183V60H185V59H182L181 58ZM185 60V61H186ZM192 60H193V57H192ZM196 60H199V59H196ZM196 60H193L192 62L194 63V65H193V63L191 62V60H190V63H192L191 65H188L189 64V62H188V64H185V66L186 65H188V66H190V67H192V66H194V67H192L193 69H195V75L199 72V71H203L204 69H199V65H200V63L199 64H197V61ZM216 60H221V59H217V57H216V59H215V57L213 58V59H211L210 61H209V63H207L208 64V66L206 67V62H205V66L203 65L202 67L204 68V67H206V69H208V67H210L211 69H214L213 67H215L216 65H217V61ZM240 60V59H239ZM245 60V59H244ZM254 60V59H253ZM109 61V60H108ZM179 61H180V59H179ZM187 61H189V59L187 60ZM196 61V62H195ZM226 61V60H225ZM225 61L223 60V62H222V64H224L225 63ZM228 61V60H227ZM226 61V63H225V65H227L228 63H232L233 61H230V62H227ZM247 61V60H246ZM257 61H255L254 63V65L256 66V68H257V66L258 65H256V62ZM28 62H33V61H28ZM27 62V63H28ZM177 62V61H176ZM181 62V61H180ZM200 62H202V61H200ZM221 62H218V64L219 65H221ZM241 62V61H240ZM257 62V63H258ZM235 63V62H234ZM247 63L249 64V62L247 61ZM9 64V63H8ZM8 64H7V66H8ZM62 64V63H61ZM116 64V65H115ZM180 64V63H179ZM195 64H197V67H198V69L197 68H195ZM202 64H203V62H202ZM229 64V65H230ZM247 64V65H248ZM252 64H253V62H252ZM11 65V64H10ZM21 65V64H20ZM28 65H29V63H28ZM27 65V66H28ZM30 65H32V63L30 64ZM56 65V64H55ZM100 65V64H99ZM145 65V64H144ZM160 65V64H159ZM184 65V64H183ZM210 65V66H209ZM228 65V66H229ZM235 65V64H234ZM236 65H238V64H236ZM235 65V66H236ZM19 66V65H18ZM157 66V65H156ZM222 66V65H221ZM233 66V65H232ZM245 66V65H244ZM251 66H253V65H251ZM250 66V67H251ZM254 66V67H255ZM6 67V66H5ZM21 67V66H20ZM100 67V66H99ZM103 67V66H102ZM105 67V66H104ZM123 67V66H122ZM179 67V66H178ZM112 68H114L113 69V71H111L112 70ZM216 68H218V67H216ZM215 68V69H216ZM225 68V67H224ZM255 68V69H256ZM261 68V67H260ZM20 69V68H19ZM52 69V68H51ZM94 69H95V67H94ZM183 69V68H182ZM211 69H209V70H211ZM100 70V69H99ZM198 70V72H196ZM208 70V71H209ZM219 70V69H218ZM194 71V70H193ZM207 71V72H208ZM262 71V72H263ZM155 72V71H154ZM154 72H153V74H154ZM169 72V71H168ZM215 72V71H214ZM213 72V73H214ZM259 72V71H258ZM199 73H203V72H199ZM198 73V74H199ZM211 73V72H210ZM213 73H211V74H213ZM242 73V72H241ZM257 73V72H256ZM255 73V74H256ZM261 72H259L258 74H260ZM168 74V73H167ZM204 75H205V72L203 73ZM224 74V73H223ZM263 74V73H262ZM214 75H215V73H214ZM264 75V74H263ZM41 76V75H40ZM89 76L90 77H93L92 79L93 80H91V81H89ZM171 76V75H170ZM169 76V74L168 75H162V74H160V73H155L154 75H152L151 77H149V78H147V76H146V79H148V80H146L145 81V83H143V86H142V88H143V90L141 91V92H134L133 94H131V96H130V98H129V102L127 101V100H125V101H127L128 103H126V104H123L122 103V105H120V106H118L116 109H114V111L112 112V114L108 117L109 118V120L110 121H112V122H115L116 120H117V118H118V116H119V114H120V110H122V109H127L128 108V105L129 104H133L134 106H135V104H144V106H150L148 103V100L150 99V98H159V99H161L162 100V98H164L165 97V94H163V92H165L167 89L169 90V92H173L174 91V88L172 87V85H171V79H172V77H170ZM200 76H201V74H200ZM203 76V75H202ZM216 76L217 77H219L218 79H220V75L218 76V74H216ZM216 76H214L215 78H217ZM221 76H223V75H221ZM231 75H229V76H225V77H227V78H229ZM262 76V75H261ZM44 78V77H43ZM177 78V77H176ZM197 78H199V77H197ZM196 78V76H195V80H193L194 81V83L196 82V80L197 81H199V79H197ZM202 78V77H201ZM141 79V78H140ZM102 80V79H101ZM131 80H133V79H131ZM145 80V79H144ZM179 80V79H178ZM192 80V79H191ZM213 80V79H212ZM221 80V79H220ZM225 79H224V77H223V80L222 81H224ZM33 81V80H32ZM37 81V80H36ZM44 81V80H43ZM228 81V80H227ZM49 82V81H48ZM203 82V81H202ZM226 82V81H225ZM14 83V82H13ZM35 83H37V82H35ZM40 83V82H39ZM122 83H125V81L124 82H122ZM216 83V82H215ZM51 84V83H50ZM55 84V83H54ZM119 84V83H118ZM121 84V83H120ZM40 85V84H39ZM99 85H100V83H99ZM176 85V84H175ZM203 85V84H202ZM213 85H214V83H213ZM59 86V85H58ZM119 86V85H118ZM127 86V85H126ZM67 87V86H66ZM117 87V86H116ZM170 87V88H169ZM262 87V86H261ZM63 88V87H62ZM71 88V87H70ZM113 89V90H112ZM111 90H112V92L114 91V88H112ZM141 89V88H140ZM220 89V88H219ZM256 89H258V88H256ZM102 90H104V88L102 89ZM126 90V89H125ZM211 90V89H210ZM221 90V89H220ZM73 91V90H72ZM107 91V90H106ZM116 91V90H115ZM123 91V90H122ZM203 91V90H202ZM208 91V90H207ZM105 92V91H104ZM121 92V91H120ZM260 93H261V91H259ZM258 92V93H259ZM263 93V92H262ZM262 93H261V95H262ZM109 94V93H108ZM171 94V93H170ZM201 94V93H200ZM105 95H106V92H105ZM124 95V94H123ZM129 95V94H128ZM217 95V94H216ZM258 95V94H257ZM109 96V95H108ZM263 97H259V98H264V95H262ZM208 97V96H207ZM214 98H215V96H213ZM212 96L211 97H208V98H213ZM220 97V96H219ZM108 98V97H107ZM254 98V97H253ZM171 99V98H170ZM206 99V98H205ZM254 99H256V97L254 98ZM122 100V99H121ZM208 101L210 100V99H207ZM207 100H204L205 102L207 101ZM215 100V99H214ZM216 100H217V98H216ZM222 100V99H221ZM264 99H262V101H263ZM76 101V100H75ZM78 101V100H77ZM152 101V100H151ZM207 101V102H208ZM261 102V100H258V99H256V102ZM117 102V101H116ZM123 102H124V100H123ZM211 102V101H210ZM216 102H218V104H216V105H218L219 106V101H216ZM224 102V101H223ZM250 102H252V101H250ZM259 102V103H260ZM87 103V102H86ZM105 103V102H104ZM114 103V102H113ZM203 103V102H202ZM264 103V102H263ZM78 104V103H77ZM109 103L107 102L106 103V105H108ZM208 104H210V103H208ZM213 104V103H212ZM254 104V103H253ZM261 104L262 103H260V106H261ZM5 105V104H4ZM80 105V104H79ZM115 105V104H114ZM206 105V104H205ZM87 106V105H86ZM139 106V105H138ZM160 106V105H159ZM226 106V105H225ZM263 106H264V104H263ZM103 107H105V108H107L106 106H103ZM111 107V106H110ZM164 107H165V105H164ZM196 107V106H195ZM198 107V106H197ZM211 107H213V109L214 108H216V106H211ZM247 107V106H246ZM259 107V106H258ZM177 108H178V104H177ZM200 108V107H199ZM80 109H82L81 107H80ZM86 109V108H85ZM130 109V108H129ZM158 109V108H157ZM191 109H192V107H191ZM217 109V108H216ZM215 109V110H216ZM261 109H262V106H261ZM67 110V109H66ZM208 110V109H207ZM210 110H211V108H210ZM217 110H219V109H217ZM223 109L221 108V111H222ZM259 110V109H258ZM79 111V110H78ZM131 111V110H130ZM159 111V110H158ZM162 111H164L163 109H162ZM167 111V110H166ZM181 111V110H180ZM220 111V110H219ZM261 111V110H260ZM259 111V112H260ZM68 112V111H67ZM82 112V111H81ZM86 112V111H85ZM96 112V111H95ZM174 112V111H173ZM177 112H178V110H177ZM197 112V111H196ZM199 113H200V111H198ZM197 112V113H198ZM206 112V111H205ZM204 112V113H205ZM212 112H214V111H212ZM217 112V111H216ZM241 112V111H240ZM244 112V111H243ZM160 113V112H159ZM196 113V114H197ZM203 113V114H204ZM209 113H210V111H209ZM209 113L207 114L208 116H209ZM257 113V112H256ZM77 114V113H76ZM165 114V113H164ZM169 113H167L166 115H168ZM202 114V113H201ZM202 114V115H203ZM78 115V114H77ZM102 115H103V113H102ZM102 115H101V117H102ZM165 115V116H166ZM199 115V114H198ZM73 116H75V115H73ZM164 116V117H165ZM187 116V115H186ZM188 116H190V115H188ZM192 116V115H191ZM72 117V116H71ZM127 117V116H126ZM203 117H206V115L205 116H202V118ZM66 118V117H65ZM75 118H77V117H75ZM106 118V117H105ZM107 118V119H108ZM161 118V117H160ZM178 118V117H177ZM193 118H195V117H193ZM202 118H200V119H202ZM212 118H214V116L212 115ZM212 118L211 119H209L208 118V120H209V122H212ZM259 118V117H258ZM262 118V117H261ZM129 119V118H128ZM158 119V118H157ZM179 119H181L180 117H179ZM179 119H177L178 121H179ZM195 119H197V117L195 118ZM101 120V119H100ZM125 120V119H124ZM170 120V119H169ZM185 120V119H184ZM183 120V121H184ZM198 120V119H197ZM203 120V119H202ZM202 120H201V124L203 123L204 124V122H202ZM245 120V119H244ZM256 120V119H255ZM254 120V121H255ZM177 121V123L179 124V129H181L180 128V126L182 127L183 125H181V124H183L182 123V121H180V122H178ZM192 121V120H191ZM198 121H199V124H198ZM197 121V124L196 125H201L200 124V120H198ZM203 121H205V120H203ZM258 121L259 120H257V123H258ZM262 121H263V119H262ZM168 122V121H167ZM172 122V121H171ZM188 122H190V120L188 121ZM215 122V121H214ZM166 123V122H165ZM185 123V122H184ZM195 123V122H194ZM194 123H192L193 124V126H194ZM207 123H208V121H207ZM257 123H255V124H257ZM133 124V123H132ZM177 124V125H178ZM185 124H187V123H185ZM185 124H184V126L183 127H185L186 128V126H185ZM203 124H202V128H207V127H205L206 125V122H205V124H204V126H203ZM209 124V123H208ZM253 124V123H252ZM129 125V124H128ZM191 125V124H190ZM259 125V123L257 124V126ZM118 126V125H117ZM130 126V125H129ZM193 126H190V127H193ZM209 126V125H208ZM211 127H212V125H210ZM210 126H209V128H210ZM218 126V125H217ZM115 127V126H114ZM119 127V126H118ZM123 127V126H122ZM128 127V126H127ZM135 127V126H134ZM133 127V128H134ZM140 127V126H139ZM148 127V126H147ZM165 127V126H164ZM197 126H195L194 128H196ZM215 127V126H214ZM125 128V127H124ZM184 128V129H185ZM199 128V127H198ZM237 128V127H236ZM235 128V129H236ZM178 129V130H179ZM187 129H189V125L187 124ZM200 129H201V127H200ZM238 129H239V127H238ZM111 130V129H110ZM110 130H108V131H110ZM160 130V129H159ZM191 130V129H190ZM239 130H241V129H239ZM244 130V131H243ZM242 131H243V133H241L240 131H238V133L240 132V135L242 134L243 136L244 135H247V134H244L245 132H246V129H243ZM115 131V130H114ZM181 131V130H180ZM211 131V130H210ZM251 131L252 130H250V134H252L251 133ZM116 132V131H115ZM198 133H199V131H197ZM212 132V131H211ZM210 132V133H211ZM249 132V131H248ZM247 132V133H248ZM111 132H108V134H110ZM118 133V132H117ZM126 133V132H125ZM134 133V132H133ZM200 133H201V131H200ZM204 133V132H203ZM107 134V135H108ZM112 134V133H111ZM111 134H110V136H107L108 138H109V140L111 139V140H113V137L112 138H110L111 137ZM136 134V133H135ZM142 134V133H141ZM208 134V133H207ZM236 134H237V132H236ZM121 135V134H120ZM130 135V134H129ZM192 135V134H191ZM206 135V134H205ZM254 135V134H253ZM112 136H114V134H112ZM208 136V135H207ZM255 136H257V135H255ZM103 137V136H102ZM106 137V138H107ZM125 137H127V135L125 136ZM140 137V136H139ZM182 137V136H181ZM193 137V136H192ZM199 137V136H198ZM211 137V136H210ZM248 137H249V134H248ZM254 137V136H253ZM104 138V137H103ZM107 138V139H108ZM115 138H116V136H115ZM131 138V137H130ZM177 138V145H178V147L180 148V151H181V156L183 157V155H182V153L183 154H185L186 152H187V150H191V149H189V148H192L193 147V145L195 144V143H193V145L191 144L193 141H197V148H203V147H205V148H207L206 147V145H210V142L212 143V138L211 139H207V138H209V137H207L206 138V140H203V139H205V138H203V139H201V140H203L204 142L202 143L201 142V140L200 139H198V138H196V140H193L192 139V141L191 140H189L190 138H186V137H182V138H178V137H176ZM201 138H202V136H201ZM217 138V137H216ZM250 138V137H249ZM249 138H247L248 140H249ZM171 139V138H170ZM195 139V138H194ZM198 139V140H197ZM246 138H242V140H245ZM246 139V140H247ZM72 140V139H71ZM106 140V139H105ZM123 140V139H122ZM125 140V139H124ZM123 140V141H124ZM129 140V139H128ZM176 140V139H175ZM214 140V139H213ZM236 140V139H235ZM248 140L246 141V142H248ZM64 141V140H63ZM104 141V140H103ZM116 141V140H115ZM121 141V140H120ZM169 141V140H168ZM201 142V146L199 145L200 143H198V142ZM236 141H238V140H236ZM69 142V141H68ZM74 142H77V141H74ZM109 142V141H108ZM111 142V141H110ZM129 142V141H128ZM127 142V143H128ZM131 142V141H130ZM173 142V141H172ZM233 142V141H232ZM71 143V142H70ZM80 143V142H79ZM116 143V142H115ZM122 143V142H121ZM125 143V142H124ZM162 143V142H161ZM217 143V142H216ZM215 142H214V144H216ZM231 142H229V144H230ZM245 143V142H244ZM66 144V143H65ZM101 144H102V142H101ZM117 144H119V143H117ZM163 144H164V142H163ZM166 144V143H165ZM213 144V143H212ZM78 145H80V144H78ZM103 145H104V143H103ZM102 145V146H103ZM108 145V144H107ZM110 145H111V143H110ZM119 145H121V144H119ZM176 145V146H177ZM190 145H191V147H190ZM204 145V146H203ZM246 145V144H245ZM249 145V144H248ZM95 146V145H94ZM112 146V145H111ZM114 146V145H113ZM200 146V147H199ZM203 146V147H202ZM212 145H210V147H211ZM242 146H243V144H242V141H241V149H242ZM27 147V146H26ZM97 147H99V146H97ZM105 147H106V145H105ZM105 147H103V149H106ZM115 147V146H114ZM144 147H145V145H144ZM216 147V146H215ZM238 147V146H237ZM64 148H69V149H71V150H74L75 148H77V143L76 144H68V145H62L61 143L60 144H54L53 145V148H52V151L50 152V154H51V157H53V158H56L57 156H59V155H62V151L64 150ZM85 148V147H84ZM102 148V147H101ZM108 148V147H107ZM179 148H177L176 150H178ZM204 148V149H205ZM213 148V147H212ZM246 147L244 146V148L243 149H245ZM27 149H29L28 147H27ZM110 149V148H109ZM121 149V148H120ZM194 149V148H193ZM203 149V150H204ZM211 149V148H210ZM221 149V148H220ZM220 149H217L218 151L220 150ZM233 149V148H232ZM241 149L239 148V150L241 151ZM91 150V149H90ZM111 150V152L112 153H114L112 150H113V147H112V149H110ZM135 150V149H134ZM153 150V149H152ZM198 150V149H197ZM260 150V149H259ZM25 151V150H24ZM101 151V150H100ZM105 151H107V149L105 150ZM109 151V150H108ZM115 151V150H114ZM145 151V150H144ZM170 151V150H169ZM180 151H179V153H180ZM200 151H201V149H200ZM234 151H235V149H234ZM23 152V151H22ZM34 152V151H33ZM110 152V151H109ZM109 152H107L108 154L107 155H110L109 154ZM146 152V151H145ZM154 152V151H153ZM171 152V151H170ZM177 152V151H176ZM190 152V151H189ZM216 152V151H215ZM247 152V151H246ZM245 152V153H246ZM248 152H249V150H248ZM247 152V153H248ZM260 152V151H259ZM115 153H116V151H115ZM216 153H218V152H216ZM240 153V152H239ZM105 154V153H104ZM169 154V153H168ZM189 155V153H186V155ZM238 154V153H237ZM249 154H252V153H249ZM263 154V153H262ZM29 155V154H28ZM87 155V154H86ZM167 155V154H166ZM173 155H174V153H173ZM187 155V156H188ZM239 155V154H238ZM240 155H244V154H242V153H240ZM239 155V156H240ZM245 155H248V154H245ZM254 155V154H253ZM25 156V155H24ZM176 156V155H175ZM174 156V157H175ZM263 156H264V154H263ZM60 157V156H59ZM108 157H111V156H108ZM186 157V156H185ZM190 157V156H189ZM242 157V156H241ZM248 158H249V156H247ZM251 157V156H250ZM58 158V157H57ZM114 158V157H113ZM138 158H139V155H138ZM166 158H167V156H166ZM209 158V157H208ZM242 158H244V157H242ZM247 158V159H248ZM35 159V158H34ZM131 158H125V162H128V163H135V160H134V158H132L131 160H130ZM185 159V158H184ZM261 159V158H260ZM23 160V159H22ZM29 160V159H28ZM31 160V159H30ZM29 160V161H30ZM118 160H120V159H118ZM168 160H169V158H168ZM203 160V159H202ZM211 160V159H210ZM245 160V159H244ZM259 160V159H258ZM107 161V160H106ZM113 161V160H112ZM204 161V160H203ZM17 162V161H16ZM26 162V161H25ZM24 162V163H25ZM96 162V161H95ZM108 162H109V160H108ZM111 162V161H110ZM114 162V161H113ZM166 162V161H165ZM251 162V161H250ZM261 162V161H260ZM34 163V162H33ZM83 163H86V162H83ZM89 163H92V162H89ZM140 163V162H139ZM173 163V162H172ZM175 163V162H174ZM173 163V164H174ZM181 163V162H180ZM263 163L264 162H262V164L261 165H259V166H262L263 165ZM17 164V163H16ZM19 164V163H18ZM17 164V165H18ZM27 165H28V163H26ZM30 164V163H29ZM32 164V163H31ZM30 164V165H31ZM36 164H37V162H36ZM166 164V163H165ZM167 164H168V162H167ZM171 164V163H170ZM170 164H169V166H170ZM257 164V163H256ZM17 165H15V167L17 166ZM25 165V164H24ZM33 165V164H32ZM92 165V164H91ZM144 165V164H143ZM20 168H17L16 170H14L13 169V171H12V173L14 174V179L13 178H11L12 176H11V174L9 173V175L7 176V177H9V178H11L10 179V183L9 182H4V188L6 189V185H7V187L9 186V194L10 193H13L14 192V190L15 191H17L14 187L15 186H18V184L20 183V184H24V183H22V181L25 179V177H27V174H30L31 172H33V174L36 172L37 174L35 175V176H37V175H40L39 173H43L44 171H41V172H39L38 170H37V168L36 169H34L35 171H33V170H30V173H28V171L29 170H27V168H29L28 166L26 167V170L25 169H22L21 167L23 166H20V165H18ZM87 166H89L90 167V164L89 165H87ZM102 166V165H101ZM100 166V167H101ZM107 166V165H106ZM165 166V165H164ZM12 167V166H11ZM24 167V166H23ZM40 167V166H39ZM86 167V166H85ZM84 167V168H85ZM93 167V166H92ZM92 167H91V169H92ZM153 167V166H152ZM167 167V166H166ZM182 167V166H181ZM192 167V166H191ZM229 167V166H228ZM235 167V166H234ZM4 168H6V167H4ZM31 168V167H30ZM41 168H43V167H41ZM151 168V167H150ZM178 168V167H177ZM186 168H187V166H186ZM193 168V167H192ZM257 168V167H256ZM261 168V167H260ZM39 169V168H38ZM79 169V168H78ZM82 169V168H81ZM97 169V168H96ZM106 169V168H105ZM179 169V168H178ZM261 169H264L263 167L261 168ZM261 169H260V171H261ZM7 169H5L4 171H6ZM10 171L9 172H11V169H9ZM86 170V169H85ZM87 170H89L88 169V167H87ZM100 170H103V169H100ZM109 170H111V168H109ZM176 170V169H175ZM194 170V169H193ZM229 170V169H228ZM235 170V169H234ZM75 171V170H74ZM91 171V170H90ZM106 171H108V170H106ZM172 171V170H171ZM251 171V170H250ZM3 172V171H2ZM79 172V171H78ZM83 172V171H82ZM93 172V171H92ZM98 172V171H97ZM103 172H104V170H103ZM108 172H110V171H108ZM113 172V171H112ZM150 172V171H149ZM180 172V171H179ZM226 172H228V171H226ZM263 172V171H262ZM261 172V173H262ZM72 173V172H71ZM71 173L69 174L70 176H71ZM85 173V172H84ZM117 173V172H116ZM145 173V172H144ZM160 173V172H159ZM260 173V172H259ZM12 174V175H13ZM48 174V173H47ZM86 174H87V172H86ZM89 174H91V172L90 173H88V175ZM95 174H96V172H95ZM95 174L94 173H92L91 174V180H92V182L94 181H96V178L97 177H95ZM101 174V173H100ZM148 174V173H147ZM44 175H45V173H44ZM62 175V174H61ZM73 175V174H72ZM103 175V174H102ZM112 175V174H111ZM252 175V174H251ZM11 176V177H10ZM32 176H34V175H32ZM32 176H30L31 178H33ZM64 176V175H63ZM65 176H66V174H65ZM86 176V175H85ZM101 176V175H100ZM104 176V175H103ZM149 176V175H148ZM254 176V175H253ZM260 176H262V175H260ZM115 177V176H114ZM241 177V176H240ZM252 177V176H251ZM250 177V178H251ZM36 178H38V177H36ZM49 178H50V176H49ZM48 178V179H49ZM56 178V177H55ZM101 178V177H100ZM107 178V177H106ZM123 178V177H122ZM146 178V177H145ZM156 178V177H155ZM220 178V177H219ZM223 178V177H222ZM227 178V177H226ZM250 178H248V180H250ZM256 178V177H255ZM254 178V179H255ZM263 177H261V179H262ZM5 179H7V178H5ZM35 179V178H34ZM33 179V180H34ZM47 179V178H46ZM47 179V180H48ZM69 179H73V178H68V175H67V179L65 178V182L68 180V182H70V180ZM90 179V178H89ZM116 179V178H115ZM114 179V180H115ZM119 179H120V177H119ZM169 179V178H168ZM254 179H253V181H254ZM257 179H258V181H260V179H259V176L257 177ZM32 180V179H31ZM32 180V181H33ZM46 180V181H47ZM102 180H104V179H102ZM148 180V179H147ZM151 180V179H150ZM217 180V179H216ZM248 180H246L245 179V181H248ZM264 179H262L261 180V182L260 183H262V181H263ZM6 181V180H5ZM8 181V180H7ZM26 182H27V180H25ZM45 181V180H44ZM49 181H50V179H49ZM98 181H99V178H98ZM143 181V180H142ZM142 181H141V183H142ZM156 181V180H155ZM157 181H158V179H157ZM252 181V180H251ZM258 181H256L258 184H259V182ZM68 182H66V183H68ZM73 182V181H72ZM90 182V181H89ZM91 182V183H92ZM101 182H103V181H101ZM106 182V181H105ZM151 182V181H150ZM161 182H162V180H161ZM194 182H196V181H194ZM214 182H216V181H214ZM213 182V183H214ZM217 182H219V181H217ZM255 181L254 182H251V184L249 185V186H251L252 185V183H254V185H256L255 183H256ZM3 183V182H2ZM63 183V182H62ZM66 183H65V190H63V188L62 187H60V185L59 186H57L58 185V183H54L53 181H52V183H46L45 184V182H44V184L46 185H44L45 187L44 188H42V189H50V190H52V194L55 192V194H51V193H49V191L47 192V190L44 192V190H42L41 191V189L39 190V191H37L38 189H39V187H38V189L37 190H35L36 191V193L34 194V195H32L31 197L33 198V200L31 201V202H24L23 200H22V198L20 199V201L22 200L23 202H21V203H17L16 201H15V204H14V201H10V198L8 197V202H7V204L6 203H2L3 205H5V207H4V209L3 210H5L6 209V207H11V206H14L15 205V207H16V209H19V211H15V212H19L20 213V217L22 218V219H24V221L21 219V223H22V227L20 228L21 230H22V232H23V230H24V233H23V238H22V240H23V245H24V249L23 248H21V249H23V250H21V251H15V253H14V255L15 256H13V258L11 259V263L9 262V264H82V263H88V264H97L98 263V261H102V259H106V258H108V256L106 257L105 255H107V251H112V250H110L111 248H113V247H115V245L117 244V241H119L120 242V239H118V238H120V237H117V235H116V228H117V225H118V223H119V219L123 216L124 218H123V220L124 219H126L125 217H127L126 215L128 214V212H129V210H131L129 207H134V205H135V203L137 204V201L138 200H135L136 202H134L133 200H132V198H130L131 197V195H130V197L128 196V198L129 199H131L133 202H134V205H132L130 202H127V201H130V200H128V199H126L127 198V194H129L128 192H127V188L125 189L124 188V191L126 190V192H127V194H125V192H120L121 193V195L119 196V194H118V192H117V190L118 191H120V190H122V189H117L118 188V186L117 185H110L109 184V187H107V185H108V183L107 184H105V186L108 188H105V191H99V192H97V193H94L95 195H90V193H91V191H90V193H88V195L86 194V196L87 197H85V194L83 195L86 199L84 200L83 199V201H82V198H81V201L79 202V200H76V199H78L77 197H79L78 196V193H77V190L76 189H74V188H76V187H74L75 185V183L73 184V185H69V183L67 184V185H69V187L71 186V188H70V190H68V188H66ZM78 183V182H77ZM121 183V182H120ZM152 183H155V182H152ZM263 183H264V181H263ZM6 184V185H5ZM27 184V183H26ZM95 184H97V183H95ZM95 184H93V185H95ZM122 184V183H121ZM124 184V183H123ZM165 184H168V183H165ZM164 184V185H165ZM186 184V183H185ZM189 184V183H188ZM210 184V183H209ZM230 184V183H229ZM245 184V183H244ZM257 184V185H258ZM47 185H48V187H47ZM102 186L104 185V183H102L101 184ZM150 185V183H148V185L147 186H149ZM187 185V184H186ZM190 185V184H189ZM197 185V184H196ZM212 185V184H211ZM210 185V186H211ZM215 185H217V184H213V186H215ZM224 185V184H223ZM245 185H247V184H245ZM245 185H244V189L243 188H241V187H243L242 186V184H241V187H240V189H243V190H245L246 188H245ZM264 184H262V187L263 188H261L260 189V187H257V188H259V189H257V190H259V192H257V191H254L253 190V192L252 191H250V190H252V189H255V187H248L247 188V190L248 189H250V190H248V191H246L245 193H244V191L242 192V193H236L235 194V192L233 193V192H231V191H229V190H234L235 189V187L233 186V188L231 187V189L229 188V192L227 191V193H224V195H226V194H228L229 193V195H230V197L232 196L231 195V193L233 194V199L236 201L237 200V202L238 201H240L239 199H241V200H243L244 202H248V200L250 199V200H252V198H253V196H257V194H263V192L261 191L262 189H264V186H263ZM20 187H21V185H19ZM19 186H18V188H19ZM25 186V185H24ZM23 186V187H24ZM73 186V187H72ZM79 186V185H78ZM96 186V185H95ZM97 186H99L98 184H97ZM115 186V187H114ZM144 186V185H143ZM154 186V185H153ZM198 186V185H197ZM218 187L217 188H220L219 187V184L217 185ZM220 186H222V185H220ZM231 186V185H230ZM248 186V185H247ZM253 186V185H252ZM259 186V185H258ZM13 188L12 189V192H10V189L11 188ZM47 187V188H46ZM59 187V188H58ZM64 187V186H63ZM81 187V186H80ZM79 187V188H80ZM117 187V188H116ZM127 187V186H126ZM146 187V186H145ZM155 187V186H154ZM153 187V188H154ZM224 187H226V186H224ZM224 187L222 186L221 188H220V190L222 189L223 191H225L226 189H224ZM60 188H62V190L64 191H62ZM78 188V189H79ZM94 188V187H93ZM121 188V187H120ZM122 188H123V185H122ZM151 188V187H150ZM152 188V189H153ZM188 188H189V186L187 187V191H188ZM191 188V187H190ZM196 188V187H195ZM206 188V187H205ZM213 189L212 190H217V188L215 189L214 187H212ZM238 188H239V186H238ZM101 189V188H100ZM107 189V190H106ZM117 189V190H116ZM152 189H150V190H152ZM184 190H185V188H183ZM237 189V188H236ZM6 190H8V188L6 189ZM21 190V189H20ZM34 190V189H33ZM60 192H59V191ZM68 190V191H67ZM92 190V189H91ZM130 190V189H129ZM150 190H148V191H146V192H150ZM208 190V189H207ZM209 190H211L210 189V187H209ZM219 190V189H218ZM217 190V191H218ZM237 190H239V189H237ZM256 190V189H255ZM54 191V192H53ZM57 191V192H56ZM85 191H87V190H85ZM85 191H84V193H85ZM93 191H95V190H93ZM97 191V190H96ZM173 191H174V189H173ZM206 191V190H205ZM217 191H215V192H217ZM236 191V190H235ZM4 192V191H3ZM209 192V191H208ZM207 192V194L210 196L209 198L212 200V199H214L215 198V200H217L216 199V197L217 196H215V192H211V194L210 193H208ZM222 192V191H221ZM221 192H219V194H221ZM237 192H239V191H237ZM255 192H257L256 194H255ZM58 193H61L60 195L58 194ZM63 193V194H62ZM82 194H83V192H81ZM158 193V192H157ZM161 195L164 197V196H168V195H170L171 194V187L168 185V186H164V188H163V190H161ZM188 193V192H187ZM205 193V192H204ZM212 193H213V195H212ZM255 195H254V194ZM8 194V195H9ZM20 194V193H19ZM92 194V193H91ZM149 194V193H148ZM148 194H147V196H148ZM153 194V193H152ZM151 194V195H152ZM207 194H206V196H207ZM235 194V195H234ZM2 195V194H1ZM6 195H7V192H6ZM7 195V196H8ZM16 195V194H15ZM60 196V201H58L59 200V196ZM150 195V196H151ZM195 195V194H194ZM12 196V195H11ZM10 196V197H11ZM24 196V195H23ZM81 196V195H80ZM82 196V197H83ZM122 196V197H121ZM133 196V195H132ZM140 196H142V194L140 195ZM139 196V197H140ZM144 196V195H143ZM149 196V198L151 199L152 197H150ZM177 196H180V194L179 195H177ZM182 196V195H181ZM185 196V195H184ZM192 196V195H191ZM200 196V195H199ZM261 195H259L258 197H256V198H258V200L260 199L259 197H260ZM28 197V196H27ZM27 197H26V199H27ZM56 197H58L57 199H56ZM119 197H121V199H119ZM195 197V196H194ZM222 197V196H221ZM224 198H225V196H223ZM229 197V198H230ZM28 198H30V196L28 197ZM42 198V199H41ZM43 198H44V201L46 200V202H44L45 204H47L46 206H45V204L43 203V202H41V203H43V204H41L42 206H39V202H40V200H43ZM144 198H146V200H148L147 199V197H145L144 196ZM153 198H155V197H153ZM160 198V197H159ZM185 199L186 197H182L181 198V200L182 199ZM189 198V197H188ZM198 198H200V197H198ZM220 198V197H219ZM239 198V199H238ZM264 198V196L261 198V199H263ZM18 199V198H17ZM124 199H126V203L127 204H129V205H126L125 207H127V206H129V207H127V209L129 208V210H127V209H125L126 211H127V214L125 215V213L124 212H126L125 210H124V212H121L123 209H124V205L126 204L125 203V201H123ZM138 199V198H137ZM141 199H143V198H141ZM140 199V200H141ZM149 199V200H150ZM158 199V198H157ZM226 199H228V197L226 198ZM226 199H224V200H222L223 202V204L224 203H227V204H229V201L227 202V200ZM253 199H255V197L253 198ZM31 200V199H30ZM145 200V199H144ZM186 201H187V199H185ZM205 200V199H204ZM203 200V201H204ZM219 200V199H218ZM217 200V201H218ZM230 200H232V199H230ZM256 200V199H255ZM4 201V202H5ZM19 201V202H20ZM58 201V202H57ZM121 201H123L125 204L123 205V204H121L122 202ZM162 201V200H161ZM180 201V200H179ZM184 201V200H183ZM190 201V199L188 200V202ZM196 202H197V200H195ZM221 201V200H220ZM220 201H218L219 202V206H221L220 204ZM235 201H233V203H235ZM241 202L240 201V208H241V206H243L242 208H244L245 206H246V203H245V206L244 205H242V204H244V202ZM262 202H264L263 200H261ZM12 204H11V203ZM37 202V203H36ZM56 202V203H55ZM150 202V201H149ZM177 202V201H176ZM198 202H200V201H198ZM205 202H207V200L205 201ZM218 202H216V203H218ZM250 203H251V201H249ZM253 202V201H252ZM255 202V204L258 202V201H254ZM16 203L17 204H20V206H18V205H16ZM39 203V204H38ZM53 204V205H50V204ZM57 203H58V206H57ZM208 203V202H207ZM206 203V204H207ZM213 203H215V202H213ZM230 203H231V201H230ZM232 203V206L233 205H236V203L235 204H233ZM250 203L249 204H247V206H246V209H247V207H249V206H251L250 205ZM8 204H11V206L9 205V206H7ZM33 204H35V206L33 205ZM54 204H55V207H53L54 206ZM144 204V203H143ZM198 204V203H197ZM200 204V203H199ZM202 204H204V203H202ZM255 204H253V206L254 207H256L255 206ZM259 204V203H258ZM262 204V203H261ZM1 205V204H0ZM2 205V206H3ZM40 207V208H37L38 206ZM132 205V206H131ZM148 205V204H147ZM154 205V204H153ZM180 205V204H179ZM207 205H211L210 203L209 204H207ZM231 205V204H230ZM249 205V206H248ZM32 206H34L37 210L36 211H38V213H36L37 215H33V214H31V211H32V209L31 208H33V210H34V207H32ZM57 206V207H56ZM138 206V205H137ZM137 206H135L134 208H133V210H135L136 208H137ZM204 206V205H203ZM216 206V205H215ZM238 206V205H237ZM14 207V208H15ZM43 207H46V208H44V209H42ZM140 207V206H139ZM144 207V206H143ZM234 207V206H233ZM258 207V206H257ZM264 207V206H263ZM13 208V209H14ZM178 208V207H177ZM181 208V207H180ZM199 208H201L202 209V207H199ZM210 208V207H209ZM212 208H214V210H215V207H214V205H213V207ZM218 208V207H217ZM236 207H234V209H235ZM237 208H239V207H237ZM237 208H236V210H237ZM239 208V209H240ZM8 209V208H7ZM11 209H12V207H11ZM39 209V210H38ZM149 209H151V208H149ZM245 209V208H244ZM257 209V208H256ZM255 209V211H257ZM259 209H260V206H259ZM41 210V211H40ZM133 210H131L130 212H129V214L133 211ZM138 210H140V209H138ZM138 210H136L137 212H139ZM143 210V209H142ZM178 210V209H177ZM206 210V209H205ZM217 210V209H216ZM240 210H242V209H240ZM40 211V212H39ZM145 212H146V210H144ZM201 210H199V212H200ZM211 211H213V210H211ZM210 211V212H211ZM251 211V210H250ZM254 211V210H253ZM167 212V211H166ZM169 212V211H168ZM178 212V211H177ZM207 212H208V210H207ZM220 212H222V211H220ZM230 212V211H229ZM236 212H242V211H236ZM235 212V213H236ZM260 212H262V211H260ZM122 213H124V214H122ZM134 213V212H133ZM132 213V214H133ZM148 213V212H147ZM198 213V212H197ZM214 213H216V212H214ZM244 213V212H243ZM245 213H246V211H245ZM250 213H252V212H249L248 214H250ZM263 213H264V209H263ZM122 214V215H121ZM136 214H138V213H136ZM151 214V213H150ZM165 214V213H164ZM205 214V213H204ZM212 214V213H211ZM240 215H237L236 214V216L238 217V216H242V217H244L246 214H242V213H239ZM256 215H255V217L256 216H258V213H255ZM17 215V214H16ZM19 215V214H18ZM45 215H47V217L49 216V219H50V222L51 223H48V225H51L52 227H54L53 225H55V228H54V230L55 229H57L56 231H54L53 230V228L51 227V229H50V231L48 230H46L45 232L44 231H42L41 232V230L44 228H42V229H39L38 230V228H39V226L41 225V223H42V220H44L43 219V217L45 216ZM121 215V216H120ZM125 215V216H124ZM134 215V214H133ZM147 215H149V214H147ZM203 215V214H202ZM212 215H214V214H212ZM212 215H210V216H212ZM254 215V214H253ZM260 215H262L261 213H260ZM264 215V214H263ZM262 215V216H263ZM128 216H131V214L130 215H128ZM135 216H139V215H134V217ZM201 216V215H200ZM249 216V215H248ZM15 217V216H14ZM46 217V218H47ZM134 217H131V218H134ZM199 217V216H198ZM212 217H214V216H212ZM221 217V216H220ZM223 217V216H222ZM239 217V218H240ZM261 217V216H260ZM10 218V217H9ZM145 218V217H144ZM147 218V217H146ZM151 218V217H150ZM157 218V217H156ZM200 219H201V217H199ZM224 218V217H223ZM228 218V217H227ZM246 218V217H245ZM19 219V218H18ZM25 219H28V221H26ZM127 219H129V218H127ZM138 220V217H136L135 218V220ZM199 219V220H200ZM211 219V220H210ZM210 219H209V222L208 223H210V225L211 224H213L214 222H213V219L210 217ZM244 219V218H243ZM17 220V219H16ZM207 220L208 219H206V220H204V221H206L207 222ZM216 220V219H215ZM214 220V221H215ZM227 220V219H226ZM231 220V219H230ZM247 220V219H246ZM253 220H254V218H253ZM8 221V220H7ZM19 221V220H18ZM23 221V222H22ZM145 221H148V220H145ZM194 221V220H193ZM220 221V223H221V220H219ZM218 221V222H219ZM234 221V220H233ZM238 221V220H237ZM257 221V220H256ZM262 221H264V220H262ZM132 222H134L133 221V219H132ZM200 222V221H199ZM240 222H242V220L240 221ZM8 223V222H7ZM10 223V222H9ZM20 223V222H19ZM123 222L121 221V224H122ZM129 223V222H128ZM130 223H131V221H130ZM136 223V222H135ZM145 223V222H144ZM148 222H146V224H147ZM203 223V222H202ZM205 223V222H204ZM223 223V222H222ZM243 223V222H242ZM253 223H255V221H253ZM11 224V223H10ZM44 224V223H43ZM53 224V225H52ZM121 224L120 225H118V226H120L121 227ZM125 224H126V222H125ZM134 224V223H133ZM145 224V225H146ZM156 224V223H155ZM159 224H161V223H159ZM192 224H194V223H192ZM215 224H217V223H215ZM214 224V225H215ZM226 224V223H225ZM233 224H235V223H233ZM256 224V223H255ZM261 224V223H260ZM47 225V224H46ZM127 225V224H126ZM134 225H136V224H134ZM144 225V226H145ZM152 225V224H151ZM187 225V224H186ZM202 225V224H201ZM200 225V226H201ZM206 225H209V224H206ZM210 225L208 226V227H210ZM231 225V224H230ZM247 225V224H246ZM16 226V225H15ZM184 226V225H183ZM194 226H195V224H194ZM196 226H198V225H196ZM243 226V225H242ZM251 226H255V225H251ZM263 226H264V224H263ZM42 227V226H41ZM49 227V226H48ZM47 227V228H48ZM143 227V226H142ZM157 227V226H156ZM217 227L219 228V226H218V224H217ZM221 227V226H220ZM224 227V226H223ZM237 227V226H236ZM239 227V226H238ZM237 227V228H238ZM258 228L256 229V231L258 230V237H256L257 238V242H259V244L260 243H262V242H264V232H261V230H260V227L259 226H257ZM1 228V227H0ZM50 228V227H49ZM48 228V229H49ZM133 228V227H132ZM196 228H198V227H196ZM207 228V227H206ZM211 228H213V227H211ZM252 228V227H251ZM251 228H249L248 227V229H251ZM122 229V228H121ZM141 228H139V230H140ZM149 229V228H148ZM148 229H146V230H148ZM182 229V228H181ZM191 229H192V227H191ZM199 229V228H198ZM205 229V228H204ZM203 229V230H204ZM247 229V228H246ZM10 230V229H9ZM28 230V231H27ZM137 230V229H136ZM201 230V229H200ZM237 230V229H236ZM254 230V229H253ZM252 229L250 230V231H253ZM1 231V230H0ZM38 231V232H37ZM121 231V230H120ZM132 231V230H131ZM138 231V230H137ZM158 231V230H157ZM185 231H186V229H185ZM210 231V230H209ZM209 231H207V232H209ZM216 231V230H215ZM224 231V230H223ZM243 231V233H244V229L242 230ZM256 231L254 232V234H256ZM263 231H264V229H263ZM43 233L44 232V234L46 233L51 239H48L49 241H51V243L49 242V245H48V243H45V242H43V241H40L39 240V238H38V235H40V234H38V233ZM145 232V231H144ZM200 232V231H199ZM204 232H205V230H204ZM219 232V231H218ZM228 232V231H227ZM233 232V231H232ZM237 232V231H236ZM246 232V231H245ZM4 233V232H3ZM8 233V232H7ZM59 233V234H58ZM138 233V232H137ZM188 233H190V232H188ZM203 232H201L200 234H195L196 235V237H195V239H196V241L197 240H200L201 238H202V235H203V238H202V240L204 241L205 239H204V237L205 236H207V235H204V234H202ZM249 233V230H248V232H247V234ZM0 234H1V232H0ZM38 234V235H37ZM43 234V235H44ZM118 234V233H117ZM122 234V233H121ZM120 234V235H121ZM134 234V233H133ZM151 234V233H150ZM181 234V233H180ZM186 234V233H185ZM233 234H234V232H233ZM241 234V233H240ZM254 234H252L253 236H255ZM9 235H10V233H9ZM42 235V234H41ZM155 235V234H154ZM190 235V234H189ZM212 235V234H211ZM214 235V234H213ZM217 235V234H216ZM220 235V234H219ZM230 235H232L231 233H230ZM229 235V236H230ZM236 235V234H235ZM252 235H248L249 237L250 236H252ZM2 236V235H1ZM14 236V235H13ZM119 236V235H118ZM134 236V235H133ZM183 236V235H182ZM185 236V235H184ZM183 236V237H184ZM191 236V235H190ZM218 236V235H217ZM223 236V235H222ZM238 236V235H237ZM247 235H246V239L247 238H249ZM43 237V236H42ZM42 237H41V239H42ZM48 237V238H49ZM156 237H157V235H156ZM161 237V236H160ZM177 237H179V236H177ZM188 237V236H187ZM194 237H192V239H191V241L194 239ZM215 237V236H214ZM0 238H3V236L2 237H0ZM10 238V237H9ZM13 237H11V239H12ZM21 238V237H20ZM125 238V237H124ZM182 238V237H181ZM190 238V237H189ZM222 238V237H221ZM224 238V237H223ZM230 238H231V236H230ZM244 238H245V235H244ZM243 238V239H244ZM44 239H45V237H44ZM118 239V240H117ZM132 239V238H131ZM153 239V238H152ZM180 239V238H179ZM195 239L193 240V243H192V245L195 247V245H194V241H195ZM209 239H211V238H209ZM216 239V238H215ZM218 239V238H217ZM216 239V240H217ZM240 239V238H239ZM8 240V239H7ZM21 240V239H20ZM47 240V241H48ZM177 240V239H176ZM223 240V239H222ZM233 240V239H232ZM254 240V239H253ZM0 241H2L1 239H0ZM45 241H46V239H45ZM46 241V242H47ZM187 241V240H186ZM202 241V242H203ZM206 241H207V239H206ZM218 241V240H217ZM216 241V242H217ZM13 242V241H12ZM167 242V241H166ZM169 242V241H168ZM190 242V241H189ZM200 241H197L196 243H197V246H198V243H199ZM205 242V241H204ZM204 242H203V244H204ZM208 242V241H207ZM219 243H220V241H218ZM217 242V244H216V246H218V243ZM234 242H235V239H234ZM245 242H247V241H245ZM176 243H177V241H176ZM184 243V242H183ZM191 243V242H190ZM189 243V244H190ZM210 243V242H209ZM214 243V242H213ZM228 243H232V241L231 242H229L228 241ZM242 243V242H241ZM241 243H240V245H236V248L239 250V251H237V252H239L238 253V255H240L241 254V256L242 255H245V253H246V251H247V246H244V245H246V243L244 244V241H243V243L242 244H244V245H241ZM248 243V242H247ZM2 244V243H1ZM50 244H52V245H50ZM119 244H121V243H119ZM118 244V245H119ZM212 244V243H211ZM223 244V243H222ZM226 244V243H225ZM255 244H256V242H255ZM6 245V244H5ZM8 245H10V243H8ZM13 245V244H12ZM123 245V244H122ZM121 245V246H122ZM146 245H148V244H146ZM177 245V244H176ZM202 245V244H201ZM201 245H199V248L201 249L202 247H200ZM206 245V244H205ZM230 246H232L231 244H229ZM228 245V246H229ZM262 245V244H261ZM1 246V245H0ZM129 246V245H128ZM139 246V245H138ZM174 246V245H173ZM185 246V245H184ZM196 246V247H197ZM211 246H213V245H209V248L211 247ZM224 246V245H223ZM252 246V245H251ZM161 247V246H160ZM220 247V246H219ZM221 247H222V245H221ZM220 247V248H221ZM253 248H254V246H252ZM11 248H12V246H11ZM11 248H10V250H11ZM13 248L14 249H16L14 246H13ZM17 248H19V247H17ZM167 248V247H166ZM170 248V247H169ZM178 248V247H177ZM183 248V247H182ZM198 248V247H197ZM214 248V247H213ZM220 248H218V250L220 249ZM223 248H225V247H223ZM229 248V247H228ZM231 248V247H230ZM251 248V247H250ZM253 248H252V250H253ZM258 248V247H257ZM14 249H12V250H14ZM174 249V248H173ZM184 249V248H183ZM186 249H187V247H186ZM211 249H212V247H211ZM216 249V248H215ZM237 249H235V250H237ZM249 249V248H248ZM258 249H260V248H258ZM8 250V249H7ZM9 250V251H10ZM18 250H20V248L18 249ZM122 250H123V248H122ZM121 250V251H122ZM151 250V249H150ZM181 250V249H180ZM205 250V249H204ZM208 250V249H207ZM212 250H214V249H212ZM222 250V249H221ZM224 250V249H223ZM233 250H234V248H233ZM232 250V251H233ZM249 250H251V249H249ZM251 250V251H252ZM254 250H256V249H254ZM264 250V249H263ZM113 251H117V249H116V247H115V249H113ZM121 251L118 249V253L120 252L121 253ZM130 251V250H129ZM155 251V250H154ZM161 251V250H160ZM163 251H166V250H164L163 249ZM190 251V250H189ZM192 251H193V248H192ZM200 251V250H199ZM226 251V250H225ZM231 251V252H232ZM257 251V250H256ZM260 251V250H259ZM259 251H257V253H260ZM107 252V253H106ZM142 252V251H141ZM151 252V251H150ZM186 252V251H185ZM202 252V251H201ZM204 252V251H203ZM221 252V251H220ZM223 252V251H222ZM230 252V251H229ZM229 252H227V253H229ZM230 252V253H231ZM12 253V252H11ZM117 253V254H118ZM155 253V252H154ZM173 253H174V251H173ZM172 253V254H173ZM208 253V252H207ZM209 253H210V251H209ZM208 253V254H209ZM213 253V252H212ZM215 253L217 254V251H215ZM227 253H225V254H227ZM134 254V253H133ZM143 254H144V252H143ZM161 254V253H160ZM216 254H214L213 255V257L212 258H214V256L216 255ZM235 254H237V253H235ZM247 254V253H246ZM249 254V253H248ZM252 254H253V252H252ZM263 254V253H262ZM2 255L4 256V254L2 253ZM2 255H0V256H2ZM9 255H10V253H9ZM12 255V254H11ZM137 255H139V254H137ZM146 255V254H145ZM159 255V254H158ZM195 255V254H194ZM219 255H221L220 253H219ZM219 255H216V256H219ZM223 255V254H222ZM232 255H234V254H232ZM232 255H230V254H228V255H226V258H228V259H230V258H232L233 256ZM254 255H255V253H254ZM7 256H8V253H7ZM119 256V255H118ZM132 256V255H131ZM136 256V255H135ZM164 256H165V254H164ZM204 256H206V255H204ZM229 256V257H228ZM246 256V255H245ZM120 257V256H119ZM118 257V258H119ZM153 257V256H152ZM161 257H162V255H161ZM176 257V256H175ZM174 256H173V258H175ZM191 257H193L192 256V253H191ZM191 257H190V259H191ZM196 257V256H195ZM203 257V256H202ZM202 257H200V258H202ZM207 257H208V255H207ZM223 257V256H222ZM234 257H235V255H234ZM233 257V259H236V258H234ZM239 257V256H238ZM242 257H244V256H242ZM257 257V256H256ZM131 258V257H130ZM134 258V257H133ZM139 258V257H138ZM172 258V259H173ZM185 258V257H184ZM187 258V257H186ZM199 258V259H200ZM205 258V257H204ZM262 258H264V257H262ZM10 259H9V261H10ZM31 259H34L33 261L31 260ZM105 259H104V261H105ZM136 259V258H135ZM170 259V258H169ZM210 259V258H209ZM208 259V260H209ZM218 259V258H217ZM216 259V260H217ZM244 259V258H243ZM247 259V258H246ZM6 260H7V258H6ZM145 260V259H144ZM158 260V259H157ZM156 260V261H157ZM160 260V259H159ZM162 260H163V257H162ZM193 260V262L191 261V263H189V264H201L200 263V261L198 260V258L196 259H192ZM215 260V259H214ZM220 260V259H219ZM218 260V261H219ZM222 260V259H221ZM231 260V259H230ZM230 260L228 261L229 262V264H243V262H244V260H243V262L242 261H239L240 259H238V261L239 262H234V260H233V263H231L230 262ZM250 260V259H249ZM264 260V259H263ZM4 261H5V259H4ZM113 261V260H112ZM114 261H115V259H114ZM149 262H150V260H148ZM155 261V262H156ZM185 261V260H184ZM187 261H189V260H187ZM210 261V260H209ZM209 261H207V262H209ZM225 261V259L223 260V262ZM232 261V260H231ZM262 261V260H261ZM8 262V261H7ZM134 262V261H133ZM158 263H159V261H157ZM161 262V261H160ZM169 262V261H168ZM206 262V261H205ZM228 262H226V263H228ZM143 263V262H142ZM157 263V264H158ZM166 263V262H165ZM212 264L214 263L215 264V262H211ZM219 263H220V261H219ZM0 264H4V262H3V260H2V258L0 257ZM6 264V263H5ZM100 264V263H99ZM135 264V263H134ZM140 264V263H139ZM161 264H163V263H161ZM171 264V263H170ZM182 264V263H181ZM206 264V263H205ZM221 264H222V262H221ZM224 264V263H223Z\"/></svg>",
  "mask_w": 264,
  "mask_h": 264
}]
</instances>
